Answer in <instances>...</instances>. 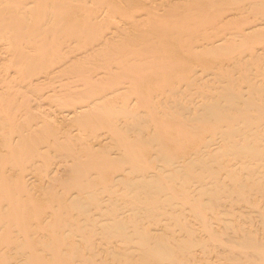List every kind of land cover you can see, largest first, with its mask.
<instances>
[{
  "label": "rangeland",
  "instance_id": "374dc122",
  "mask_svg": "<svg viewBox=\"0 0 264 264\" xmlns=\"http://www.w3.org/2000/svg\"><path fill=\"white\" fill-rule=\"evenodd\" d=\"M3 1H5L6 2V0H3ZM12 1V2H11ZM9 0V1H7V2H9V3H7V5H9L10 4V2L11 3H16L18 6H19V8H23V10L22 9H19L20 11L19 12H21V13H23V12H25V10H27L26 12H25V14H27L26 15V18L28 19L27 21H29L33 16H35L36 17V15H38V12H43V10H40L39 11V9H43V8H41V6L43 7V5L40 3V2H38V1H40V0H38L37 2H38V4H37V2H36V0H23L24 2H25V4H21V2L19 1V0ZM14 1V2H13ZM31 1V2H30ZM33 1H34V3H33ZM42 1V0H41ZM44 1V0H43ZM42 1V2H43ZM47 1V0H46ZM45 1V2H46ZM53 1V0H52ZM71 1V0H70ZM74 1V4L73 5H75V7H76V5H78V4H80V3H82V1H78V0H72V2ZM78 3H77V2ZM90 1H92V0H90ZM89 0H83V3H82V5H84L85 6V4H86V9H82L81 11H80V14H81V17H82V21L83 22H80V23H78L79 25H82V27L80 26H78V24L77 25H75V27H78V28H76L75 29V27H73V25H70V27L69 28H67L69 25H66L67 27L65 28V26L64 25H62L61 24V26H62V28H61V26L60 27H58L59 29H60V31L58 30V28H56L57 30H55L54 32H59V37H54V32H53V36H52V34H51V39H49V36L47 37V40H46V43L45 44H43L42 45V43L41 42H44L42 39H44V36L42 37V39L41 38H39V41H38V36H40L39 35V32L38 31H36V33H38V36H37V38L35 39V37H36V33H34L33 35H29L30 33L28 32V35H27V33H26V35H25V33L23 32V34H21V35H24L25 37H28V38H30V42L28 41L27 43H26V45L24 46V44H25V42L27 41L26 39V41L24 42V41H22V40H20L21 38H20V36L18 37V40H20V41H22L23 42V44H20L19 43V41L17 40H14V38H12V42H10L11 41V37H10V39L8 38V36L6 35V27L5 26H7V22L8 21H11L10 20V17L12 16H14L15 14V10L16 9H18L17 7H16V9L14 10V8H15V6H17V5H12L11 4V7L9 6V8H8V11H10L11 13L13 12V11H15V12H13V14H11V13H9L8 11H6L7 9H6V6H5V2L3 3H1L2 4V7L5 9V11H6V13L8 12L9 13V15L11 14V16H9V17H7V15L8 14H5L6 16H4V17H6L5 19L6 20H8L7 22L6 21H4V22H2L4 25H2L1 26V24L2 23H0V26H1V28L2 27H4L2 30L5 32H3L4 34H2V36L3 35H5V39H6V41L3 39V37L1 36V38H2V40H4V41H2V43H1V39H0V48H1V46H2V49H5L4 50V52H3V50L2 49H0V51L1 52H3V53H5V56L1 53L0 54V59H1V61H0V112H5V114L4 115H0V137H1V135H2V137L3 138H6V137H4L3 136V134H5L6 132H7V129H9L10 127H15V128H18L19 129V132L21 133V135H22V137H24V135H25V137L24 138H22V137H20L18 134H19V132L18 133H14V135H11L10 137H7L6 139L7 140H13V143L15 144V148L14 149H23V147H22V145L24 144V145H27L26 143L28 142L29 143V146L31 145L32 146V149L30 148V150H28V147L27 148H25L26 150H25V152H24V154L25 155H27V156H29V154H30V156H32L33 158H34V161H33V164L31 165V167L29 166L28 168H27V170L29 169V172H31V173H29L31 176H32V178H31V176L30 177H28L27 179L29 180V179H32V180H29L30 181V183L32 182L33 183V185H32V183L30 184V183H24V186H25V188L29 185H32V186H30V190L27 188V189H24V190H21V191H23L24 193H27V191L29 192V193H31V195H33V197H35V198H33V199H35V201L33 200V199H30L31 200V202L32 201H34V203L36 202V199H38L37 200V202H39V207L37 208L36 206L34 207V206H32V203L31 202H28L27 200V202H25L27 205L26 206H28V205H30V207L28 206V208L29 209H27V213H26V215L27 216H25V214H24V218L25 219H23V217H22V213H21V208L20 207H23L24 209L23 210H26V208L24 207L25 206V203L23 204V200H21L20 202L18 201V203H19V208H17V210H19L20 211V216L22 217H20V219H23V220H20V219H18V220H20V222H29L30 223V226L32 227H29V228H31V230L28 228V232L27 231H25L24 229H22V227H23V225L24 224H26V223H22V227L20 228V226L18 227L17 225L19 224H17L16 225V227H18L17 228V230L16 229H14L15 231H16V233H15V231H14V233H15V240H16V243L17 244H15V247L14 246H10V248L12 247H14L13 248V250H10L11 251V254H12V252H13V257H11V254H10V251L8 252V250H7V246L5 245V244H3L1 247H0V257L1 258H3V256L5 257H8V256H10V257H8L9 258V261H11L12 259L11 258H14V260L16 261V263L15 262H13L14 260H12L11 261V263L10 262H8L7 263V259L8 258H5L3 261H6V264H68V263H65V262H67L68 260H70L69 261V264H157L158 262V264H174L173 262H175V260L176 259H178L177 260V262L179 263V264H184V263H187V264H195L196 262H197V260L196 259H198L199 260V262H198V264H249L248 263V261H250V264H251V262H253V263H255V262H258L257 264H263V262H264V259H263V257H262V255H264V252L262 253V251H264L263 249H264V219H262V218H264V195H262L261 196V198H260V195L261 194H263V192H264V172H261V171H264L263 169H264V161L263 160H259V158H261V157H263V156H261V153L263 152L264 153V146L262 147V145H261V143L264 145V143L262 142V141H264V140H260L262 137H264V122H263V120H264V47H263V45L262 44H259V42L260 43H264V41H262L261 42V40H258L257 38V42L256 43H258V44H255V45H259V49H258V47L256 46V47H253L251 44H254L255 43V41H256V39L254 40V42L253 41H250V39H247V40H249V41H247L246 39H243L242 40V38L241 37H236L234 34H236V32L238 31V28L241 26V21L240 20H238L237 22H236V19H235V21L234 20H231V19H234L235 17H232L230 14H229V16L231 17V19H229V17H228V19L226 18V19H224V20H222V22H220L219 24H212V26H211V24H210V26L208 25L209 23L208 22H210V18H211V16H210V14H206V13H204V12H201L200 10H199V7L197 8V3L195 4V3H190L191 2V0H183L184 2H186V3H184L185 5H186V7H185V5L184 6H182L183 4H182V1L181 0H178V1H181V2H176V0L174 1V0H167L168 2L166 3V5L167 4H169V3H171L172 1L174 2H172L171 4H172V6H173V8H176V6H177V3H181L180 5H178V7H177V9L176 10H179L180 8L182 9V7H185V8H183L182 9V11H180L179 13H177L176 11H175V13L173 12V15L171 14L170 15V13H172V11L171 10H169L170 9V6L169 5H164V6H162L160 9L162 10H157V13H159L160 12V14H158V16L156 17V18H150V16H151V13H150V11H147L148 10V5H150V2L151 1H153V0H151V1H149V2H147L146 3V0H113V1H111V0H102V2H101V0H98V1H92V2H90ZM100 1V2H99ZM116 1V2H115ZM126 1V2H125ZM129 1V2H128ZM143 1V2H142ZM145 1V2H144ZM188 1H190V2H188ZM24 2H22V3H24ZM29 2V3H28ZM44 2V3H45ZM49 2H51V0L49 1ZM85 2V3H84ZM87 2H89L90 4V6H89V8H88V6H87ZM120 2H122L123 4H121ZM176 2V3H175ZM14 3V4H15ZM26 3H28V4H26ZM76 3V4H75ZM112 3H114V5H116L117 4V6L116 7H113V4ZM125 3H127V5L125 4ZM130 3V4H129ZM137 3V4H136ZM141 3H142V5H141ZM152 3V2H151ZM191 5H190V4ZM29 4H30V6H32V7H30L29 6ZM32 4H34V5H32ZM41 4V6H40V8H39V5ZM93 5V8H91L92 7V5ZM119 4L121 5L120 7H119ZM145 4V7L146 8H144V5ZM170 4V5H171ZM187 4H189L188 6H187ZM193 4H195V5H197V6H195L194 7V5ZM28 7H27V6ZM35 5H37V6H35ZM104 6L106 9H108V10H104L105 8L104 7H102V6ZM130 5H131V7H130ZM136 5H138V6H136ZM14 6V7H13ZM25 7V9H24V7ZM130 7L129 9H126V8H128V7ZM141 6V7H140ZM143 6V7H142ZM181 6V7H180ZM190 6H192V7H190ZM1 7V6H0ZM1 7V8H2ZM34 7H36V9L38 8V10L36 11L35 9H34ZM66 7L69 9H66ZM65 7V10H64V12L67 14L68 12L69 13H74L75 12V8H73V6H71L72 8L70 9L68 6H66ZM150 7V9L151 8H153V7H151V5L149 6ZM164 7V8H163ZM168 9H167V8ZM13 8V9H12ZM27 8V9H26ZM32 8H33V10H32ZM110 8V9H109ZM191 8V9H190ZM73 9H74V11H73ZM103 9V10H102ZM137 9H140V10H137ZM144 9V10H143ZM146 9V10H145ZM171 9H172V7H171ZM196 9H198V11L196 10ZM11 10H13V11H11ZM66 10H68V12H66ZM71 10H72V12H71ZM135 11V12H132V11ZM137 10V11H136ZM167 10H169V12L167 11ZM183 10H184V12H183ZM189 10V11H188ZM18 11V10H17ZM30 11V13H28ZM104 12V15H102L103 13L102 12ZM107 11V13L108 14H105V12ZM139 11V12H138ZM145 11V12H144ZM167 11V12H166ZM174 11V10H173ZM188 11L189 13H186V12ZM31 12H37V14L36 15H34V13L32 14ZM127 12V13H126ZM146 12H148V15L146 14ZM161 12H162V14H161ZM201 12V13H200ZM131 13V14H130ZM134 13V14H133ZM167 13V14H166ZM169 13V14H168ZM182 13V14H181ZM139 14V16H137ZM153 14V13H152ZM165 14H166V16H165ZM188 14V16H186ZM4 15V14H3ZM2 15V16H3ZM28 15H32L31 17L29 16L28 17ZM92 15H94V17L92 16ZM98 15V16H97ZM99 15H100V17H99ZM136 15V16H135ZM172 16V17H168V16ZM203 15V16H202ZM205 15V16H204ZM207 15H209V16H207ZM38 16H40V14L38 15ZM37 16V17H38ZM43 16V15H42ZM131 16V17H130ZM134 16V17H133ZM149 16V17H148ZM174 16H175V18H174ZM178 16V17H177ZM184 16V17H183ZM207 16V17H206ZM11 17V18H12ZM36 17V18H37ZM92 17V18H91ZM97 17H99V19L97 18ZM126 17H128L129 19H127ZM137 17V18H136ZM187 17V18H186ZM190 17V18H189ZM200 17V18H199ZM204 17V18H203ZM206 17V18H205ZM30 18V19H29ZM34 18V17H33ZM43 18V17H42ZM42 18H38V20L39 19H42ZM94 18V19H93ZM130 18H133V19H131V23L132 22H134V24L133 25H131V23L130 22H128L129 20H130ZM137 19L136 21L137 22H139V20H141V22H139L138 24L135 22V21H133V20H135V19ZM165 18V19H164ZM170 18V19H169ZM185 19L186 20V22L180 27V28H182L183 30H181V31H179V37L178 38H176L175 39V41L178 43V42H180V43H178L177 45H179L180 46V48L182 47L183 48V46H184V48L182 49L183 51L185 50V52H186V50H187V52L186 53H184L183 51L181 52V51H179V53H181V54H185V55H183L184 56V60L181 62L182 64H181V66H183V64L185 65L184 67L185 68H183V69H181L182 67L180 66L176 71L177 72H179V76H181L180 77V79L179 80H176V82H178L177 84H176V82H175V84H176V89L175 88H173V89H175L174 91H177V92H179V93H175V92H173V94H172V92H171V95H170V97H168V96H165V94L166 95H168L170 92V90L171 89H169L168 91L166 90H162V89H157L156 91H154V92H152L153 94H152V97H144V96H146L144 93H142L143 95H139L140 94V89H139V85H137V86H132V87H130L128 84H129V82L131 83V81L130 80H127L126 78H122L121 76H117V77H115V73L113 74V72L112 73H110L109 75H108V77L110 76V78H107V77H104V78H100L99 77V75L97 76V73H99V72H104V71H106L107 69H109V67H107V66H110V69H111V67L112 68H114L113 66L114 65H112L110 62H112V57L114 58V57H116V55H102V56H95V55H93V53H91V51H93L94 52V49L95 50H100V48H99V42L102 40V39H100V41H98L99 39V36H100V38L102 37V36H105L104 34L106 33H108L107 35H106V37H110L111 35H112V33L114 32V31H116L117 33H118V36H120V38L121 37H124V36H126L127 35V32H123V28H125V27H131L132 26V29H134L135 30V32L137 33L138 31H139V33H137V35H139V34H141V35H139V36H142L143 35V31H145V32H147V35L149 36V35H152L153 33H155L156 32V25H164V26H169L170 24H173L174 22H175V20H177V19ZM193 18V19H192ZM201 18H202V20L203 21H201ZM209 19V21H208V19ZM35 19V18H34ZM98 20L99 22H98V24H96V21L95 22H93V20ZM127 19V20H126ZM139 19V20H138ZM162 19V20H161ZM164 19V20H163ZM196 19V22L194 21ZM37 20V21H38ZM85 20L87 21V24H86V22H85ZM88 20H89V22H90V20H92L91 22H93V23H91L90 24V26H89V24H88ZM142 20H143V23H142ZM1 21V20H0ZM31 21H32V19H31ZM34 21V20H33ZM117 22V23H119L120 24V27L122 26V25H124V27L122 26V31H121V29H116L114 26V24L113 23H115V22ZM167 21V22H166ZM194 21V22H193ZM198 21V22H197ZM204 21H207V22H204ZM234 21V22H233ZM6 22V23H5ZM153 22V23H152ZM199 22L201 23L200 25H199ZM205 24H204V23ZM233 22V23H232ZM47 23H50V22H47ZM46 23V24H47ZM130 23V24H129ZM167 23H169V24H167ZM198 23V24H197ZM206 23H208V24H206ZM229 23V24H228ZM238 25H237V24ZM76 24V23H75ZM129 24V25H128ZM135 24H137V25H135ZM143 26H142V25ZM155 24V25H154ZM196 24V25H195ZM220 24H221V26H220ZM51 25V24H47V25H45V28H47V27H49V26ZM92 25H93V28L96 30H92L93 28H91L92 27ZM141 25V27L139 28V30L137 29L138 27L137 26H140ZM152 25V26H151ZM195 25V26H194ZM202 25V26H201ZM205 25V26H204ZM243 25V24H242ZM47 26V27H46ZM64 26V27H63ZM191 26H193V27H191ZM264 26V25H263ZM99 27H101V29H103V31L101 32V29H99ZM133 27H137V28H133ZM211 29H210V28ZM218 27H220V29L218 28ZM222 27V28H221ZM262 27V26H261ZM72 28H74V29H72ZM83 28V29H82ZM114 28V29H113ZM143 28V29H142ZM148 28V29H147ZM184 28H185V30H184ZM198 28V29H197ZM209 28V29H208ZM64 29V30H63ZM68 29V30H67ZM104 29H106V30H104ZM138 31H137V30ZM147 31H146V30ZM153 29V30H152ZM236 29V30H235ZM61 30L63 31V32H61ZM84 30V31H83ZM143 30V31H142ZM195 30H196V32H195ZM225 30V31H224ZM35 31V30H34ZM95 31V32H94ZM105 31V32H104ZM148 31H150V32H148ZM213 31H214V34H213ZM228 31V32H227ZM0 32H1V29H0ZM9 31H7V33H8ZM104 32V33H103ZM190 32V33H189ZM212 32V33H211ZM225 34H224V33ZM232 32V34L230 35V33ZM33 33V32H32ZM31 33V34H32ZM63 33V34H62ZM98 35H97V34ZM101 33H103V35L101 34ZM1 34V33H0ZM41 34V33H40ZM100 34V35H99ZM221 36H219V35ZM56 35V34H55ZM94 35V36H93ZM96 35H97V37H96ZM210 35V36H209ZM215 35V36H214ZM224 35H225V37H224ZM226 35H228L227 36V38H226ZM7 36V37H6ZM24 36L22 37V38H24ZM30 36H33V38L35 39V40H37V42H39V43H41V44H39V46H38V44H37V42L36 41H34V44H33V41L31 42V38L32 37H30ZM35 36V37H34ZM42 36V35H41ZM40 36V37H41ZM61 36H62V39L63 40H66V41H64L63 42V40H61L60 38H61ZM118 36H116V38L114 39H111L113 42H116L117 40L120 42V39L118 38ZM145 37H146V34L144 35ZM190 36V37H189ZM197 36V37H196ZM234 36V39L232 38ZM54 37V38H53ZM200 37V38H199ZM202 37V38H201ZM215 37V39H213ZM55 38H57V39H55ZM59 38V39H58ZM103 38V37H102ZM118 38V39H117ZM199 38V39H198ZM212 38V39H211ZM218 38V39H217ZM219 38H220V40H219ZM221 38H222V41H221ZM34 39H32V40H34ZM54 39H55V41H57V43H54L55 41H54ZM98 39V40H97ZM148 39H150V38H148ZM202 39H204V40H202ZM206 39V40H205ZM210 39V40H209ZM229 39V40H228ZM238 39H240V40H238ZM10 42H8V41ZM24 40V39H23ZM40 40H41V42H40ZM50 40L52 41V42H50ZM179 40H181V41H179ZM203 42V41H205V45L207 46V45H211V46H207V48H206V46L205 47H203V43L201 42V41ZM214 40V41H213ZM215 40H217V42L215 41ZM223 40H224V42L225 43H223ZM16 41V42H15ZM62 41V42H61ZM91 41V42H90ZM197 41V42H196ZM237 41H239V42H237ZM242 41V42H241ZM249 42V44L248 43H246V42ZM6 42V43H5ZM9 44H8V43ZM18 42V43H17ZM68 42V43H67ZM69 42H70V44H74V45H70L69 44ZM72 42V43H71ZM183 42V43H182ZM211 42V43H210ZM214 42H215V44H214ZM251 42H253V43H251ZM16 45H15V44ZM29 43H31V48L30 49H27V50H23V47H30V45H29ZM52 45H51V44ZM64 43H66V47L67 48H63V51H62V49H61V51L64 53V52H68L67 53V57L69 58V55H70V59L71 60H69L66 56H64V55H62L63 53L62 52H59L58 50H60L59 48H62V47H65L64 45ZM196 43V44H195ZM199 43V44H198ZM202 43V44H201ZM210 43V44H209ZM223 43V44H222ZM17 44L18 45H20V47H19V52L21 51H23V54L25 53L26 55H33V53H34V55H36V54H38V52L37 51H39V48L41 47V49L42 50H44V47H48V46H52V48H51V46L50 47H48L47 49H49V52L48 53H46V56L47 57H49L50 58V60L52 61L54 58V61H52V64L51 65H55L56 63H57V65H58V67H57V69H59L60 70V72H59V70L57 71V69H56V73H58L59 72V74L58 75H61V79H62V81H66V82H57L56 84L57 85H59V84H62V86L61 87H59L58 89L57 88H54V86H50V85H48V84H46L45 82H43L44 81V79H43V76H40V75H42L43 73V71H44V73L46 72V71H48V68H49V66L47 65V64H42V65H40L39 66V68L36 70V72H38L37 74H40L39 73V71H40V69H42V71H41V74L39 75V77L40 78H42L41 80L39 79V77L37 76H35L34 77V79H32L31 80V82H30V87H26L25 85V83H22V82H20V81H15L14 80V78H17L18 80L19 79H23V80H25L26 79V74H25V72H24V69H22V68H20V73H19V75H18V73H17V64H18V62L16 61V53H14V51L15 50H17L18 48H16L17 47ZM36 44V45H35ZM55 44H56V46H57V44H58V47H57V49H55L56 48V46H55ZM60 44V45H59ZM62 44H63V46H62ZM68 44L70 45V46H72V47H74V49L72 48V47H69L68 46ZM214 46H213V45ZM28 45V46H27ZM33 45V46H32ZM42 45V46H41ZM93 45V46H92ZM95 45V46H94ZM177 45H176V48H177ZM196 45H201V46H196L197 47V49H199L200 51L201 50H203V49H206V51H203V52H201V53H198V55L197 54H192V55H189V51L188 50H190V51H193V52H195L197 49H195L196 47L195 46ZM219 47H218V46ZM260 45L262 46V48H260ZM38 46V47H37ZM53 46L55 47V48H53ZM104 45H102V47H103ZM194 46V47H193ZM245 46H247L246 48H245ZM37 48L38 50L37 51H35L36 49H33V48ZM188 47V48H187ZM198 47H200V48H198ZM248 47H250V49L252 48V50L254 49V51H252L251 50V54H250V49L248 50ZM69 48H72V50H70ZM76 48V49H75ZM92 48H94V49H92ZM96 48H98V49H96ZM214 48H216L214 51H213V49ZM246 50H245V49ZM256 48V49H255ZM22 49V50H21ZM34 51H33V50ZM53 49H54V51H53ZM65 49V50H64ZM262 50L261 52H259V50ZM30 50H32V52L33 53H31V54H29V52L28 51H30ZM52 50V51H51ZM56 50V51H55ZM68 50H70V51H68ZM99 50H98V52L97 53H99ZM199 50H197V52H200ZM258 50V52L256 53V51ZM47 51V50H46ZM101 51V50H100ZM241 51H243L242 53H243V57H242V53H240ZM245 51L248 53H246L245 54ZM35 52H36V54H35ZM71 54H70V53ZM204 52H206L205 54H204ZM13 53V54H12ZM60 53H62V54H60ZM73 53V54H72ZM253 53L254 54H256V56H254L253 55ZM6 54H8V56L9 57H7V55ZM188 54V55H187ZM201 54H203V55H201ZM239 56H238V55ZM14 55V56H13ZM118 55H120V54H118ZM200 55V56H199ZM233 55H235V56H233ZM245 55H246V57H245ZM5 58H4V57ZM111 56V57H110ZM189 56V57H188ZM197 56V57H196ZM199 56V57H198ZM241 56V57H240ZM53 57V58H52ZM62 57V58H61ZM88 57V58H87ZM100 57V58H99ZM119 57V56H118ZM233 57H236V58H234L235 60L238 58V60L241 62V59L244 61V59H245V61L243 62H239L238 63V60H236L237 61V64H235L236 63V61L234 62V60H233V62H231L230 60H229V58H232L233 59ZM3 58V59H2ZM9 58V59H8ZM52 58V59H51ZM96 58H98V59H96ZM118 59V58H117ZM138 59V58H137ZM231 59V60H232ZM7 60H8V65H7ZM68 60V61H67ZM88 60V61H87ZM98 60H100V61H98ZM188 60V61H187ZM65 61V62H64ZM70 61H72L71 62V64H73V65H71L69 62ZM146 61H151V59H147ZM143 62L144 64H146L147 65V63L148 62ZM187 61V62H186ZM227 61V62H226ZM13 62H14V64H13ZM17 62V63H16ZM61 62H62V64H61ZM67 62V63H66ZM160 62H162L161 60H160ZM183 62H185V63H183ZM229 62H231V63H234V64H230V67H227L228 65H229ZM258 62V63H257ZM47 63H49V62H47ZM63 63H65V64H68L69 65V67L67 68L66 66H65V64H63ZM89 63V64H88ZM255 63H256V66H255ZM260 63H262V64H260ZM4 64V65H3ZM87 66H86V65ZM99 64V65H98ZM204 64H205V66H208L209 65V68H205L204 67ZM207 64V65H206ZM261 65V68L259 69V68H257V66H259L260 67V65ZM6 65V66H5ZM48 66V67H46V66ZM56 65V66H57ZM64 65V66H63ZM67 65V66H68ZM102 65V66H101ZM187 65H189V66H187ZM235 65L237 66V69L239 68V70L237 71V69H236V67H235ZM5 66V67H4ZM71 66H72V68H71ZM76 66V67H75ZM143 66V65H142ZM192 66V68H190ZM234 66V67H233ZM14 67V68H13ZM44 67H46V68H44ZM188 67V68H187ZM204 67V68H203ZM221 67H223L222 69L223 70H221ZM69 68H70V71H71V73L69 72ZM74 68V69H73ZM83 68V69H82ZM88 68V69H87ZM90 68V69H89ZM116 68V67H115ZM186 68L189 70V69H192V70H194V69H196V70H194V72H196L197 71V73H196V75H201V74H203L204 73V71H207V72H205V73H208L207 75H206V78H205V80L207 81H204V80H202L201 82L200 81H198V83L196 84V82H191V83H189V82H187V79L185 80V76H184V74L183 73H181V71H183L184 72V69H185V71H187L186 70ZM226 68H230V69H228V70H230L229 71V73H226V72H228V71H226L225 72V70H226ZM4 69V70H3ZM7 69V70H6ZM83 71H82V70ZM85 69H87V70H85ZM154 68H152V67H146L144 70H142V81H141V83H144V82H148V81H150L151 80V78H154V75H155V71L156 70H153ZM248 69V70H247ZM250 69H251V71H250ZM260 71H259V70ZM3 70V71H2ZM75 70V71H74ZM77 70V71H76ZM78 70H80V71H78ZM111 70H116V69H111ZM236 70V71H235ZM241 70V71H240ZM5 71V72H4ZM8 71V72H7ZM85 71V72H84ZM149 71V72H148ZM154 71V72H153ZM199 71V72H198ZM209 71V72H208ZM211 71V72H210ZM213 71V72H212ZM215 71V72H214ZM225 73V74H230V73H232V72H234L233 74H230L231 75V77H229V78H232V77H235L234 78V80L233 79H229L228 78V75H224V77H226V79L223 77V78H220V77H222L223 76V73ZM258 71L260 72V73H258ZM3 72V73H2ZM7 72V73H6ZM72 72H74L73 74H72ZM147 72V73H146ZM175 72V71H174ZM176 72V73H177ZM216 72H217V75H216ZM75 73H77V74H75ZM82 73V74H81ZM139 72H137V74H138ZM181 73V74H180ZM185 73V72H184ZM199 73V74H198ZM263 75H262V74ZM13 74V75H12ZM68 74V75H67ZM146 74V75H145ZM151 74V75H150ZM183 74V75H182ZM209 74L210 75H212V74H214V75H212V78H211V76H209ZM220 74H222V75H220ZM258 74H260V76L258 75ZM5 75V76H4ZM65 75H67V76H65ZM74 75H76L75 76V80H74ZM85 75H86V77H87V79H90L91 81L93 80V81H96L97 83H98V87L100 88V89H103V88H105V89H110L111 87H113L112 89H110V92H108L107 94L108 95H110L111 96V100H110V96L109 97H104V99H102V101L104 102H102L100 105H94V104H97V102H92L93 103V107H92V103H91V100H89L88 99V97L86 96L87 95V89H86V86H84V85H82V84H79L78 86L77 85H75V83H77V81H79V80H81L82 81V83H83V80L86 78L85 77ZM148 75V76H147ZM216 75V76H215ZM232 75H234V76H232ZM262 75V76H261ZM63 76V77H62ZM209 76V77H208ZM257 76H259V77H257ZM12 77H13V79H12ZM21 77V78H20ZM80 77V78H79ZM95 77V78H94ZM113 77H115V78H113ZM122 79H121V78ZM147 77V78H146ZM215 77H217V78H215ZM2 78V79H1ZM38 78V79H37ZM71 78V79H70ZM93 78V79H92ZM113 78V79H112ZM227 78H228V81H227ZM36 79V80H35ZM69 79V80H68ZM117 79H119L118 81H117ZM120 79L121 80H123V81H120ZM126 79V80H125ZM182 79V80H181ZM210 79H212V80H210ZM225 79V80H224ZM260 79V80H259ZM70 80L72 81V82H70ZM112 80V81H111ZM221 80V81H220ZM223 80V81H222ZM229 80H233V81H231V83L229 82ZM2 81V82H1ZM5 83H4V82ZM33 81V82H32ZM36 81V82H35ZM37 81H41V82H43L44 83V85H42V84H40L41 82H37ZM117 81V82H116ZM139 81H140V79L138 78V76H136V80H135V82H137V84H140L139 83ZM204 81V82H203ZM209 81V82H208ZM234 81H238L237 82V84H236V87H235V83H234ZM241 81V82H240ZM260 81H262V82H260ZM80 82V81H79ZM111 82V83H110ZM127 84H126V83ZM184 84H183V83ZM219 82V83H218ZM243 82H244V86H243ZM249 82V83H248ZM251 82V83H250ZM254 84H253V83ZM4 85H3V84ZM34 84V86H33V84ZM65 83V84H64ZM123 83H125V84H123ZM186 83V84H185ZM188 83V84H187ZM242 83V84H241ZM2 84V85H1ZM10 84V85H9ZM32 84V85H31ZM99 84H100V86H102V88L99 86ZM109 84V85H108ZM113 84V85H112ZM123 84V85H122ZM175 84L173 85V86H175ZM183 84V88H181L182 85ZM190 84V85H189ZM227 84H230V85H232V86H229L230 88H228V86H226ZM81 85V86H80ZM111 85V86H110ZM126 85V86H125ZM178 85L180 86L179 88L181 89H179L178 88ZM189 85V86H188ZM217 85V86H216ZM221 85V86H220ZM238 85V86H237ZM3 86V87H2ZM4 86L6 87V89L4 88ZM9 86V87H8ZM20 86H22L21 88H20ZM23 86L24 87H26V88H24L23 89ZM39 88H43L42 90L44 91H42V94H41V96H40V98H41V100L39 99L38 101H42V103L41 102H38V103H36V107H34L33 109L35 110H33V109H30V108H32L33 106H35L34 104H32V103H30V101L28 102V100H29V98H27L26 99V97L30 94V93H32V94H36V97L34 96V95H31V96H34V98L33 97H31L30 98V100L31 99H37V90L39 89ZM66 86V87H65ZM79 86H80V88H79ZM108 86V87H107ZM123 86H125V87H123ZM215 86H216V89H214L215 88ZM220 86V87H219ZM225 86V87H224ZM242 86V87H241ZM36 87H37V89H36ZM69 87V88H68ZM73 87H75V88H73ZM78 87V88H77ZM119 89H118V88ZM135 87V88H134ZM137 87V88H136ZM231 87H232V90H233V88H235L233 91L231 90ZM2 88H4V90L2 89ZM18 88V89H17ZM20 88V89H19ZM53 88V89H52ZM85 88V89H84ZM116 88V89H115ZM122 88H124V91H122L123 89ZM125 88H127V89H125ZM129 88H131V89H129ZM188 88V89H187ZM190 88H192L191 90H190ZM220 88V89H219ZM224 88V89H223ZM238 88V93H236L237 91H236V89ZM240 88V89H239ZM70 89V90H69ZM78 89H80V91H78ZM82 89H84V90H82ZM118 89V93H119V95H118V97H115V96H117V95H115V94H117V92L115 93V91ZM172 89V90H173ZM184 89V91H182ZM195 89H197V90H199L200 92L201 91H206V93H204V92H202V94H200V95H198L199 96V98L198 99H194L193 100V97H191V95L189 96V94L191 93V92H193V91H197V90H195ZM210 89L212 90V91H210ZM219 89V90H218ZM242 89V90H241ZM2 90V91H1ZM10 90V91H9ZM23 90L25 91V92H27L26 93V95H25V92H23ZM29 90H32L31 92L29 91ZM74 90V91H73ZM119 90H120V92H119ZM179 90V91H178ZM188 90V91H187ZM215 90H217V91H219L220 93H222L221 95H220V93H219V96H220V98H219V96L218 95H216V94H218L217 93V91H215ZM221 90H223V91H221ZM244 90V91H243ZM250 91V92H248V91ZM263 90V91H262ZM22 91V92H21ZM65 91V92H64ZM67 91V92H66ZM80 92L79 94L78 93H76V92ZM112 91L114 92V93H112ZM135 91H137V92H135ZM160 91H162V93L159 92ZM214 91V92H213ZM240 91V92H239ZM246 91V92H245ZM50 92V93H49ZM56 92H58V93H61L60 95H58V93L56 94ZM169 92V93H168ZM186 92V93H185ZM211 92V93H210ZM216 92V93H215ZM261 92V93H260ZM46 93V94H45ZM52 93V94H51ZM114 94V96L112 95V94ZM187 93H189V94H187ZM210 93V94H209ZM215 93V94H214ZM233 93H236L235 95L233 94ZM241 93V94H240ZM245 93V94H244ZM247 93V94H246ZM251 93V94H250ZM259 93V95H257ZM63 94V95H62ZM77 95V96H75V95ZM83 94V96L84 97H82L81 95ZM106 94V96H108ZM121 94V95H120ZM159 94V95H158ZM162 94H164V95H162ZM174 94H176V95H174ZM179 94V95H178ZM181 94H183V95H181ZM212 94V95H211ZM261 94V95H260ZM30 95L28 96V97H30ZM47 95V96H46ZM58 95V96H57ZM71 95V96H70ZM72 95H73V101H72ZM178 95V97H180V98H178V97H176ZM181 95V96H180ZM185 95H186V97H185ZM188 95V96H187ZM241 95V96H240ZM246 95V96H245ZM44 96H46V98H44ZM54 96H55V98H54ZM79 96V97H78ZM113 96V97H112ZM139 96V97H138ZM143 96V97H142ZM183 96V97H182ZM212 96H213V98H212ZM215 96H217V98L215 97ZM240 96V97H239ZM244 96H245V99H247L248 101H246L245 99H244ZM248 96H249V98H248ZM48 97V98H47ZM67 97V98H66ZM76 97V98H75ZM142 97V98H141ZM154 97H159V98H154ZM162 98V100H161V98ZM164 97H166V98H168L167 100H164ZM243 97V98H242ZM9 98V99H8ZM23 98V99H22ZM51 98V99H50ZM59 98V100H57ZM123 98H124V100H123ZM178 98V99H177ZM15 99V100H14ZM19 99V100H18ZM21 99V100H20ZM55 101H54V100ZM66 99V100H65ZM67 99H69L70 101H68ZM82 99H84V100H82ZM89 101H88V100ZM139 99V100H138ZM146 99V100H145ZM150 99V100H149ZM157 101H156V100ZM176 99L178 100V101H176ZM189 99H191V100H193V101H189ZM48 100V101H47ZM50 100H52V103L54 104H51V101ZM107 100H108V102H107ZM145 100V101H144ZM148 100V101H147ZM156 102H155V101ZM170 100V101H169ZM181 100H183V101H181ZM217 101L216 103H218V102H220V104L222 105V103H224L225 105H227V104H229V107H231L232 105V108H229L228 107V105H227V107L225 106L224 107V105L223 106H221V107H224V109H222V108H219L220 107V105H216L217 106V108H216V106H214V104L213 103H215V101ZM240 100V101H239ZM251 100V102H249ZM19 101V102H18ZM54 101V102H53ZM56 101H58V102H56ZM68 103V104H66V102ZM85 101V102H84ZM121 101H122V103H121ZM130 102V104H128L129 102ZM163 101V103H162V105H161V102ZM198 101H200V105H204V103L206 104H213V109H222L220 112L222 113L223 112V114L225 115H222V117L224 118V119H222V117H221V115L217 118L218 119V121L217 120H214L215 122L213 123V121L211 120H209V119H207V118H209V116H208V113L206 114V116H208V117H206V120L207 121H203L202 123L199 121V122H196L195 121V123H194V121L193 120H199L200 119V117H202V115L205 113V111H204V107H203V109H202V106H200L199 108V110L197 111V109L198 108H196L194 105L197 103V105L199 106V104H198ZM214 101V102H213ZM244 101V102H243ZM61 102V103H60ZM89 102V103H88ZM128 102V103H127ZM132 102H135V103H132ZM158 102V103H157ZM170 102H171V104H170ZM173 102V103H172ZM181 102H184V103H181ZM194 102V104H193V109L195 108L196 109V112L194 111V110H189V108H190V106L192 105L191 103H193ZM241 102V103H240ZM248 102V104L250 105V109H249V105H248V107H247V105L245 104V103H247ZM30 103V104H29ZM34 103V102H33ZM40 103V104H39ZM45 103H47V105L48 106H50V107H48L47 105H45ZM63 103H64V105H63ZM84 103H85V105H84ZM119 103V104H118ZM165 103H166V106H165ZM190 103V104H189ZM203 103V104H202ZM237 103H240V104H238L237 105ZM11 104V105H10ZM51 104V105H50ZM86 104H87V106H86ZM91 104V105H90ZM131 104H133V106L131 105ZM153 104V105H152ZM170 104V105H169ZM251 104H253V106L251 105ZM42 105V106H41ZM44 105H45V107L48 109V110H45L46 108H44ZM58 105V106H57ZM80 105V106H79ZM107 105V106H106ZM112 105V106H111ZM169 105V106H168ZM231 105V106H230ZM8 106V107H7ZM68 106H70V107H68ZM84 106V107H83ZM131 106H132V108H131ZM161 106V107H160ZM164 106V107H163ZM197 106V107H198ZM236 106V107H235ZM37 107H39V108H37ZM44 108L43 110H42V108ZM67 107L69 108V109H67ZM83 109H82V108ZM86 107V108H85ZM91 107V108H90ZM112 107V108H111ZM159 107V108H158ZM167 109H166V108ZM192 107V106H191ZM14 108V109H13ZM54 108V109H53ZM128 108V109H127ZM162 108H163V110H162ZM187 108H188V110H187ZM255 108V109H254ZM9 109H10V111H9ZM78 109H79V111H78ZM158 109H160V110H158ZM246 109H247V111H246ZM248 109H249V111H248ZM254 109V110H253ZM33 110V111H32ZM37 110H39V112L37 111ZM41 110H42V114L44 115V116H46V118H43L42 117V114H41ZM56 110V111H62V112H64L63 113V115H65L66 117L65 118H62L61 119V117L60 118H53V116H54V114H53V116L51 117L49 114H51V113H47V112H54V111ZM73 110V111H72ZM134 110V111H133ZM136 110V111H135ZM71 111V112H70ZM84 111H85V113H84ZM127 111H130L129 112V114H128V116H127V114H126V112ZM159 111H161V112H159ZM168 111V112H167ZM186 111H188V112H186ZM251 111H253V112H251ZM34 112V113H33ZM91 112H93V113H91ZM112 112V113H111ZM157 112H159V114L161 115V118L162 119H164V121H162V119L159 117V118H152L151 116L153 115V114H156ZM189 112H192L193 114H191L190 115V113ZM208 112V111H207ZM247 112V113H246ZM13 113V114H12ZM189 113V114H188ZM252 113V114H251ZM20 114V115H19ZM70 114V115H69ZM72 114V115H71ZM90 114V115H89ZM93 115V117H92V115ZM106 114V115H105ZM68 115L70 116V117H68ZM117 115V116H116ZM245 117H244V116ZM251 115L253 116L252 118H251ZM7 116H8V118H7ZM32 117V119H31V117ZM41 116V117H40ZM83 116V117H82ZM84 116H85V118H84ZM113 116H114V118H113ZM122 116V117H121ZM243 116V117H242ZM10 117V118H9ZM17 117H19V118H17ZM39 117H40V119H39ZM77 117V118H76ZM97 117V118H96ZM247 117V118H246ZM38 118V119H37ZM69 118V119H68ZM74 118V119H73ZM147 118V119H146ZM236 118H239V119H241V121L239 120V119H236ZM250 120H249V119ZM18 119V120H17ZM30 119H31V121H30ZM79 119V120H78ZM84 119H86V121L84 120ZM37 120V121H36ZM42 120V121H41ZM47 120V121H46ZM52 120H54V121H52ZM58 120H60V121H58ZM70 120V121H69ZM73 120V121H72ZM95 120V121H94ZM111 120V121H110ZM125 120H128V121H130V122H133L135 125H134V127L135 128H130V127H128L127 125H125ZM155 120H157V122L155 121ZM159 120V121H158ZM209 120V121H208ZM226 120V121H225ZM244 121V125L246 124V123H248V125L250 124V127L246 130L245 128L246 127H248L247 125H245V127H243L242 126V124H243V121ZM35 121V122H34ZM64 123H63V122ZM88 121V122H87ZM97 121V122H96ZM235 121V122H234ZM248 121V122H247ZM251 121V122H250ZM258 121H260V122H258ZM17 124H16V123ZM28 122H30V123H28ZM38 124H37V123ZM45 122V123H44ZM49 122V123H48ZM67 122V123H66ZM115 122V123H114ZM211 122H212V124H211ZM222 122V123H221ZM238 122V123H237ZM246 122V123H245ZM56 123H58V124H56ZM63 123V124H62ZM86 123V124H85ZM199 124V126H196V125H198ZM217 123V124H216ZM220 123V124H219ZM242 123V124H241ZM259 123V125H257V124ZM32 124V125H31ZM34 124V125H33ZM36 124V125H35ZM40 124V125H39ZM42 124V125H41ZM78 124V125H77ZM79 124L81 125L80 127H79ZM139 124H140V126H141V128H142V131L144 130V129H151V131L152 130H154V129H160L159 127H161V126H163V125H167L168 126V128H164L163 127V133H159V134H157V135H149V134H147V133H144V134H142V137H139L138 135H136V132H135V130L137 131V128H138V126H139ZM155 124H156V126H155ZM204 124V125H203ZM209 124V125H208ZM47 125H48V127H47ZM61 125V126H60ZM63 125V126H62ZM67 125V126H66ZM94 125V126H93ZM108 125V126H107ZM211 125V126H210ZM219 125V126H218ZM252 125V126H251ZM262 125H263V127H262ZM21 126V127H20ZM32 126V127H31ZM42 126V127H41ZM60 126V127H59ZM82 126H84V127H82ZM158 126V127H157ZM259 126H260V128H259ZM34 127V128H33ZM63 127L65 128V129H63ZM87 127V128H86ZM221 127H223V131H230V130H232L233 129V133H234V131L236 130V136H234L233 135V138L235 137L236 139H235V141H236V143L234 142V140H232L233 138H231L230 139V137H231V134H230V137H229V135H228V133H227V137H225L226 136V134H224L223 133V131L221 130ZM252 127H255V128H252ZM262 127V128H261ZM62 128V129H61ZM104 128V129H103ZM200 128V129H199ZM216 128H218L220 131H222V132H216V133H218L217 135H215L214 134V132H212V134H211V129H213V130H215ZM251 128V129H250ZM259 128V130H257ZM25 129V130H24ZM31 129V130H30ZM33 129V130H32ZM47 129V130H46ZM67 129V130H66ZM78 129H81V130H79L80 132H81V134H83L82 136H80L81 134H79L78 132H77V130ZM103 129V130H102ZM253 129H255V130H253ZM36 130V131H35ZM52 130V131H51ZM60 130V131H59ZM64 130V131H63ZM92 130V131H91ZM109 130V131H108ZM111 130V131H110ZM23 131V132H22ZM24 131H25V133H24ZM27 131V132H26ZM48 131V132H47ZM63 131V132H62ZM76 131V132H75ZM86 131H87V133H86ZM113 131V132H112ZM210 131V132H209ZM249 131V132H248ZM253 131H256L255 133L253 132ZM32 132V133H31ZM35 132V133H34ZM65 132H66V134H65ZM70 132L72 133V134H70ZM75 132V133H74ZM100 132V133H99ZM107 132V133H106ZM116 132V133H115ZM240 132V133H239ZM1 133H3V134H1ZM36 133H38V134H36ZM59 133V134H58ZM76 133H78V134H76ZM103 133V134H102ZM224 134V137H225V140L223 139V135L222 136H219L220 134ZM259 133H260V135H259ZM29 134V135H28ZM99 134V135H98ZM127 134V135H126ZM240 134V135H239ZM247 134H249V135H247ZM250 134L252 135V139H250V138H248V136L250 137ZM253 134H254V136L256 135V137L257 138H254V136H253ZM261 137L260 139H259V136ZM6 135H8V133H6ZM31 135V136H30ZM38 135V136H37ZM65 135V136H64ZM66 135L68 136V138L66 137ZM98 135V136H97ZM111 135V136H110ZM123 135H124V137H123ZM131 135H133V136H131ZM136 135V136H135ZM165 135V136H164ZM213 135H214V137H213ZM241 135H243V136H245V137H239V136H241ZM246 135H247V139H249L251 142H249V141H247V143L245 142V140H246ZM263 135V136H262ZM15 136V137H14ZM90 136V137H89ZM126 136V137H125ZM130 136L132 137L131 138V140H132V142H135L137 145H138V147H143L144 149H145V151L148 149V152H146V153H148L147 155H146V157L144 158V156L142 155V158H140V157H134V158H132V157H129V156H127L128 154L124 151V150H122V149H124L123 147H121V144H120V142H122V138L123 139H129L130 140ZM194 136V137H193ZM216 136H218V137H216ZM36 137V138H35ZM82 137H84V138H82ZM85 137H86V139L89 141V143L90 142H92V144L90 143V145H89V143L88 142H86L87 140L85 139ZM93 137L97 140V139H99V141H101V144H100V142H98V144H96V145H94L97 141H95V140H91L90 141V139H93ZM128 137V138H127ZM137 137H139V139H137ZM155 137V138H154ZM13 138V139H12ZM40 138V139H39ZM164 138V139H163ZM210 138L212 139L213 138V141H215V142H221L220 143V146H219V148H218V146H216V147H214V149H213V151L211 150V149H207V151H206V149L205 150H202V148H200L199 149V147L201 146L202 147V145H201V143L203 144L204 142H205V144L207 143V144H210L211 142H212V140H210ZM215 138H216V140H215ZM219 138H221V139H223V141L221 140V141H218V139ZM230 139V142L227 140V139ZM30 139V140H29ZM32 139H34V141L35 142H33V140ZM62 139V140H61ZM65 139V140H64ZM69 139V140H68ZM100 139H104V140H100ZM107 139H109V140H107ZM204 139H205V141H204ZM207 139H208V142H206L207 141ZM253 139H254V141H258L259 140V142L258 143H256V144H254L255 142H252L253 141ZM256 139V140H255ZM258 139V140H257ZM262 139H264V138H262ZM61 140V141H60ZM84 140H86V141H84ZM130 140V141H131ZM164 140V141H163ZM220 140V139H219ZM240 140V142L242 141L243 143H245V144H243V143H241L242 145H246V144H248V146H250L251 145V147L254 149V147L256 146V147H258V148H260L261 147V149H257V150H253L255 153L254 154H256V153H258L259 154V152H260V154H259V157L258 156H256V155H253V152H250V150L252 151V148H250V150H249V148L247 147H245L246 148V151L244 150V147L242 146V148H241V145L240 144H238L237 145V147H235L236 145H234V144H237L238 143V141ZM102 141H104V142H102ZM204 141V142H203ZM211 141V142H210ZM62 142V143H61ZM63 142H64V144H63ZM210 142V143H209ZM239 142V143H240ZM21 143V144H20ZM104 143V144H103ZM223 143V144H222ZM230 143H232V146H234L236 149L238 148V146L240 145V148L238 149V151L242 154H240V153H238V151L237 150H233L232 148H229L230 146ZM234 143V144H233ZM251 143V144H250ZM19 144V145H18ZM33 144V145H32ZM204 144V145H205ZM224 144H226L227 145V147H225L226 145H224ZM252 144H253V146H252ZM258 144V145H257ZM53 145V146H52ZM64 145H66V146H64ZM70 145H72V146H70ZM77 145V146H76ZM117 145V146H116ZM141 145V146H140ZM20 146V147H19ZM30 146V147H31ZM64 146V147H63ZM199 146V147H198ZM224 146V147H223ZM231 146V147H232ZM247 146V145H246ZM114 147H115V149H114ZM221 147V148H220ZM233 147V148H234ZM40 148V149H39ZM60 148H63V149H60ZM75 148V149H74ZM111 149V150H108L107 151V149ZM112 148H113V150H112ZM197 148V150H195ZM5 149V148H4ZM78 149V150H77ZM93 149V150H92ZM203 149H204V147H203ZM227 149H232V151H228ZM243 149V152L241 151ZM248 149V150H247ZM24 150V149H23ZM43 150V151H42ZM61 150H63V151H61ZM116 150V151H115ZM202 150V152H200V153H198L197 154V156H196V152L197 151H201ZM208 150H210V154L209 153H207L208 152ZM259 150H261V151H259ZM0 151H3L4 153H5V151L4 150H0ZM30 151V152H29ZM60 151V152H59ZM90 151V152H89ZM105 151V152H104ZM107 151V152H106ZM114 151H115V153H114ZM195 152V153H192V152ZM228 151V152H227ZM234 151H236V154L234 153ZM249 151V152H248ZM94 152V153H93ZM111 152H113V153H111ZM120 152V153H119ZM188 152H191L192 153V156H190L189 158H185V161H182L179 165L181 166H178V168H179V170L176 168V166L175 165H173V164H171V163H173L172 161H174V160H177L178 159V155L179 156H182V155H184V154H186V153H188ZM204 152H206V154L204 155ZM229 153V154H227V153ZM230 152H232V153H230ZM244 152H246V155L245 156H243L245 153ZM59 153V154H58ZM102 153V154H101ZM126 155H125V154ZM144 153V152H143ZM202 153H203V155H202ZM251 153V154H250ZM262 153V155H264ZM44 154V155H43ZM71 154H72V156H71ZM87 154V155H86ZM89 154H91V155H89ZM108 154V155H107ZM113 154V155H112ZM115 154H117V156L115 155ZM208 154V155H207ZM247 154H249L248 156H247ZM63 155V156H62ZM93 155V156H92ZM112 157H111V156ZM202 155V157L200 158L199 156H201ZM253 155L254 156V158H252L251 156ZM36 156V157H35ZM43 156V157H42ZM73 156H75L74 158H72ZM95 156H97V158L95 157ZM107 156V157H106ZM113 156H115L114 158H113ZM126 156V157H125ZM176 156H177V159H175L176 158ZM205 156V157H204ZM238 157H241V160L238 158ZM243 157H244V159H243ZM250 157L252 158V159H250ZM5 159H4V161L6 160V157H4ZM40 158V159H39ZM94 158H96V159H94ZM200 158V159H199ZM203 158V159H202ZM228 158H231V159H228ZM235 158H237L236 160H234L235 162H233V159H235ZM247 158V159H246ZM76 159V160H75ZM134 159V160H133ZM239 159V160H238ZM264 159V158H263ZM80 160V161H79ZM88 161V160H90L89 162H86V164L87 165H85V161ZM92 160H94L93 162H92ZM225 160V161H224ZM228 160V164H230V167L231 166H234V167H236L235 169H236V171H234L233 170V168L234 167H231V169H230V167H228L227 165H225V164H227L226 163V161ZM230 160H232V162L234 163V165H233V163L232 162H230ZM252 160V161H251ZM7 161V160H6ZM82 161V162H81ZM237 161H239V163L237 162ZM241 161V162H240ZM263 161V162H262ZM139 162L140 163H142V168H141V165L139 164ZM170 162V163H169ZM221 162L223 163L222 165H221ZM238 164H237V163ZM94 163V164H93ZM121 163V164H120ZM135 163H137V164H135ZM89 164V165H88ZM116 164V165H115ZM124 164V165H123ZM126 164H128V165H126ZM158 164V165H157ZM168 164H171V165H168ZM232 164V165H231ZM239 164H240V166H239ZM121 165H122V167H121ZM137 165H139V166H137ZM161 165V166H160ZM166 165L168 166L167 168H166ZM236 165V166H235ZM53 166V167H52ZM86 166H87V169H86ZM107 166V167H106ZM111 166V167H110ZM126 166V167H125ZM136 168H135V167ZM159 167V169H160V173H159V175L160 174H162V175H160V177L158 176V173H156V174H154L155 173V171H157L158 169V167ZM165 166V167H164ZM244 166V167H243ZM48 167V168H47ZM114 167V168H113ZM161 167H164L163 169L161 168ZM170 167V168H169ZM177 169V170H175V168ZM95 168H96V170H95ZM113 168V169H112ZM141 169V172H139L140 171V169ZM151 168H153L155 171H153V172H151ZM259 168V169H258ZM157 169V170H156ZM167 169V170H166ZM261 169V171H259ZM37 170V171H36ZM108 170V171H107ZM115 170V171H114ZM125 170V171H124ZM105 171V172H104ZM134 171H136V173L134 172ZM147 171V172H146ZM159 171V170H158ZM163 171V172H162ZM255 171V172H254ZM257 171V172H256ZM54 172V173H53ZM110 172V173H109ZM112 172V173H111ZM117 172V173H116ZM125 172V173H124ZM253 172V173H252ZM261 172V173H260ZM51 173H53V174H51ZM103 173H106V174H103ZM123 173V174H122ZM141 173H142V175H141ZM252 173V174H251ZM6 174H11V170L10 171H8V172H6ZM36 174H37V176H36ZM41 174V175H40ZM44 174V175H43ZM102 174V175H101ZM122 174V175H121ZM51 175V176H50ZM91 175V176H90ZM121 175V176H120ZM29 176V175H28ZM41 176V177H40ZM108 176V177H107ZM112 176V177H111ZM113 176H114V178H113ZM116 176H117V178L119 179H117L116 178ZM158 176V177H157ZM198 176V177H197ZM45 177V178H44ZM105 177H107V179L109 178V177H111L112 178V181L111 182H107V179L105 178ZM165 179H164V178ZM37 178H39V179H37ZM115 178L117 179V180H115ZM201 178V179H200ZM93 179H94V181H93ZM41 180V181H40ZM113 180H114V182H119V183H114L113 182ZM164 180H165V182H164ZM34 181V182H33ZM46 181V182H45ZM121 181V182H120ZM123 181V182H122ZM169 181V184L167 185V182ZM201 181H203L202 183H201ZM164 182V183H163ZM186 182V183H185ZM34 183H35V185H36V188H35V185H34ZM49 183H50V185H51V187H49L50 185H49ZM112 183H114V184H112ZM198 184V186H197V184ZM18 184H20L21 185V183H17V184H15L16 186H18ZM28 184V185H27ZM39 184V185H38ZM48 185V186H46V185ZM123 184V185H122ZM184 184L186 185V187L184 186ZM189 184V185H188ZM202 186H201V185ZM208 186H211V187H215V185L218 187V189H217V187H215L216 189H214V188H210V187H208ZM210 184H212V185H210ZM19 185V187L21 188V186ZM37 185H38V187H37ZM105 185V186H104ZM110 185L112 186V187H114L113 185H115L116 186V188L114 187V189L112 188V187H110ZM165 186V188H164V186ZM191 185L193 186L194 185V187L195 188H199L200 189V191L203 189V187L205 188V186L206 187H208V190H204V191H202L201 193L199 192V194L197 195V190H199V189H197L196 190V192L197 193H193L194 191H193V188L192 189H190V187H191ZM203 185H205V186H203ZM16 186H13L14 187V190H16L15 189V187ZM53 186V187H52ZM137 186H139V187H137ZM141 186V187H140ZM154 186H158L159 188H160V190H159V188H155ZM163 186V187H162ZM189 186V187H188ZM197 186V187H196ZM202 188H201V187ZM19 187H16V188H19ZM23 187V186H22ZM31 187H34V189L35 190H33ZM41 189H40V188ZM45 187V188H44ZM55 187V188H54ZM62 187H64V188H62ZM121 187V188H120ZM123 187V188H122ZM20 188H19V190H20ZM24 188V187H23ZM22 188V189H23ZM49 188V189H48ZM53 188V189H52ZM109 188V189H108ZM138 188V189H137ZM155 190V192H157V193H155L154 191H153V189ZM33 191H32V190ZM60 189L63 191H60ZM210 189V190H209ZM220 189V190H219ZM39 190V191H38ZM44 190H46L45 192H44ZM95 190V191H94ZM111 190V191H110ZM150 190L152 191V192H150ZM167 190V191H166ZM216 191V193H214L215 191ZM21 191H19V192H21ZM32 191V192H31ZM34 191L36 192L35 194H34ZM48 191V192H47ZM51 191V192H50ZM97 191V192H96ZM108 191V192H107ZM161 191V194L160 193H158V192H160ZM190 191V192H189ZM219 191H220V193H219ZM262 192L261 194L260 193H258V192ZM15 192V191H14ZM18 192V191H17ZM17 192L15 193V194H17ZM18 192V193H19ZM39 194H38V193ZM55 192V195H57V199H55L56 197H54V194H53V196H52V193H54ZM60 192V193H59ZM91 192V193H90ZM92 192H94V193H92ZM110 192H112V193H110ZM114 192V193H113ZM117 192H119V193H117ZM124 192V193H123ZM192 192V193H191ZM24 193H22V195H19V196H22L23 198L26 196H28L27 194L25 195ZM33 193V194H32ZM89 194V195H85V194ZM142 193V194H141ZM153 193V194H152ZM36 194H38L37 195V197H36ZM48 194V195H47ZM58 194H60L61 196H59ZM148 194V195H147ZM190 194H192L193 196H191ZM217 194H218V196L219 195H221V196H219V197H221V200H232V201H234L233 203H235V205L233 204V206L236 208L235 209V212L236 213H232V211H229L228 210V208L227 207H224V206H221V205H216V201L218 200V199H220L218 196H217ZM229 194H230V197H231V195H233L234 196V198L233 197H231V198H229ZM259 194V195H258ZM51 195V196H50ZM77 195V196H76ZM115 195V196H114ZM122 195H124V196H122ZM126 195V196H125ZM153 196V198H152V196ZM223 195V196H222ZM228 195V196H227ZM18 196V195H17ZM79 196V197H78ZM113 196H114V198H113ZM122 196V197H121ZM225 196V197H224ZM42 198V199H39V198ZM48 197H49V200H48ZM52 197H53V200H51L52 199ZM59 197V198H58ZM116 197H117V200H116ZM222 197H223V199H222ZM228 197V198H227ZM111 198V199H110ZM120 198V199H119ZM152 198V199H151ZM157 200H156V199ZM61 199V200H60ZM215 199V200H214ZM234 199V200H233ZM237 199V200H236ZM240 199V200H239ZM261 199V200H260ZM42 200H44L45 201V203H44V201L43 202H41ZM102 201V205L100 204V202ZM112 200V201H111ZM123 200H126L127 202H125V204H123L122 203V201ZM163 200V201H162ZM172 200V201H171ZM177 200H178V202H177ZM182 200V201H181ZM185 200V201H184ZM194 200V203H192V201ZM241 202H239V201ZM242 200V201H241ZM260 200V201H259ZM25 201V200H24ZM73 202V203H70V202ZM98 201H100V202H98ZM106 201V202H105ZM108 201V202H107ZM118 201V202H117ZM155 201V202H154ZM159 201H160V203H159ZM164 201H166V202H164ZM167 201H169V202H167ZM176 201V202H175ZM181 201V202H180ZM184 201V202H183ZM188 201V202H187ZM215 201V202H214ZM220 201V200H219ZM236 201H238V202H236ZM250 201H252V205H251V202ZM262 201V202H261ZM61 202H62V204H61ZM124 202V201H123ZM158 202V203H157ZM175 202V203H174ZM195 202H200L199 204H200V206L202 207V205H203V207L204 208H201L200 206V208H201V210H200V208L198 209V206H197V203H195ZM212 202H214L215 204H213ZM218 202V201H217ZM243 202H245V203H247V202H249V203H247V204H244ZM258 202V203H257ZM259 202H260V204H259ZM29 203H31V204H29ZM41 203H42V205H41ZM104 203V204H103ZM141 203H143V204H141ZM155 203V204H154ZM165 203V204H164ZM183 203H184V205H183ZM187 203H191L190 204V206H189V204H187ZM243 203V205H246L248 208L247 209H249V210H245V209H239V206H237V205H239V204H242ZM21 204H23L24 206H20ZM36 203H35V205H37ZM43 204H45L44 206H43ZM61 204V205H60ZM71 204V205H70ZM94 204V205H93ZM109 206H108V205ZM119 204V205H118ZM129 205V207H131V208H129V207H127V205ZM136 204H138V205H136ZM142 205L141 206V210L139 211V205ZM175 204V206H173L172 207V209H171V207L170 206H172V205H174ZM181 204V205H180ZM187 204V205H186ZM193 204V205H192ZM194 204H196V207H197V210L199 211H197V210H195L196 209V207H194L195 205ZM198 204V205H199ZM206 204V205H205ZM237 204V205H236ZM257 204V205H256ZM48 205V206H47ZM68 205H70L69 207H67ZM106 205V206H105ZM114 205V206H113ZM122 205V206H121ZM124 205H126V206H124ZM132 205H133V207H132ZM135 205L137 206V208L135 207ZM159 205V206H158ZM168 205H169V207H168ZM183 205V206H182ZM194 207V208H192V206ZM205 205V206H204ZM232 205V204H231ZM243 205H240V206H243ZM252 206V207H250V206ZM263 205V206H262ZM40 206H43V207H40ZM47 206V209H48V215H45L44 213H46L47 212V210L46 211H43V209L45 208ZM99 206L101 207V208H99ZM108 206V207H107ZM118 206H120V208L118 207ZM124 206V207H123ZM144 206H146V207H148L147 209H144L143 207ZM150 206H151V208H152V210L153 211H150ZM155 206V207H154ZM160 206H161V208H160ZM258 207V208H256V207ZM260 206V207H259ZM33 207L34 208H36V209H33ZM52 207V209H50ZM95 207L97 208V209H95ZM102 207H104V208H102ZM117 207V208H116ZM127 207V210H125V208ZM145 207V208H146ZM154 207V208H153ZM157 207V208H156ZM187 207V208H186ZM261 207H263V209H261ZM39 208H43L42 209V212L39 210V212H40V214H41V218H43V219H41V220H39V217H38V209ZM55 208V209H54ZM91 208V209H90ZM112 208V209H111ZM122 208V209H121ZM179 210H178V209ZM183 208V209H182ZM31 209H33V210H31ZM46 209V208H45ZM44 209V210H45ZM60 209V210H59ZM100 209H102V210H100ZM105 209H106V211H105ZM114 209V210H113ZM125 211H124V210ZM130 209V210H129ZM135 209H137V213L136 212H134V211H136ZM156 209H157V213H156ZM161 209V210H160ZM174 209V210H173ZM190 209H192V210H190ZM252 209V210H251ZM257 209H260V210H257ZM22 210V211H23ZM30 210V211H29ZM89 210H91V211H89ZM108 210V211H107ZM110 210L112 211H114V214L113 213H110ZM121 210H123V212H121ZM132 210V211H131ZM143 210H145V211H143ZM148 210L152 213H150V212H148ZM176 210H177V212H176ZM189 210H190V212H189ZM238 211V213H237V211ZM254 210V211H253ZM53 211H55V213L52 212ZM61 213H60V212ZM62 211H63V213H62ZM83 211V212H82ZM84 211L86 212V215H83L84 214ZM87 211H89V212H87ZM93 211V212H92ZM100 211H102V212H104V213H102V212H100ZM112 211V212H113ZM129 213H128V212ZM139 211V212H138ZM155 211V212H154ZM163 211V212H162ZM173 211V212H172ZM181 212V214L182 213H184V215L186 216H183V214L179 217L178 215H180V213H178V212ZM192 211V212H191ZM195 211H197V212H195ZM201 211H204V215H205V213H206V215L204 216V215H202L203 216V218L205 217L206 219H202V218H200L201 216H200V212ZM244 211V212H243ZM251 211V212H250ZM18 212V211H17ZM25 212V211H24ZM117 212V213H116ZM132 212V213H131ZM136 213L137 215H138V218H137V216L134 214V213ZM145 212V213H144ZM170 212H172L173 214L170 216ZM174 212H175V215H174ZM189 212V213H188ZM241 213V215H240V213ZM250 212V213H249ZM253 212V213H252ZM261 212L263 213V214H261ZM30 213V215H28ZM49 213H51L50 215H49ZM57 213V215L55 216V220H54V214H56ZM91 213V214H90ZM92 213H94V214H92ZM119 213V214H118ZM139 213H140V215L142 214V216H140V217H142V218H139ZM151 215H149V214ZM166 213V216L168 215V216H170L169 218H173L171 221H170V219H169V221H168V218L164 215ZM177 213H178V215H177ZM199 215V217H198V215ZM217 213V214H216ZM223 214V215H221V214ZM246 213V214H245ZM247 213H249V214H247ZM254 213H257V214H254ZM260 214V216L261 217H259V214ZM40 214H39V216H40ZM43 214V215H42ZM106 214V215H105ZM116 214H117V216H116ZM126 214V215H125ZM129 214V215H128ZM143 214H144V216H143ZM161 214V215H160ZM195 214L197 215V217L195 216ZM201 214H203V212H201ZM214 214H216V216H214ZM240 216H239V215ZM250 214H251V216H250ZM252 214H253V216H252ZM64 215H66V216H64ZM93 215H96V216H94L93 217ZM100 215V216H99ZM102 215H105V216H102ZM120 217H119V216ZM135 216V218H134V216ZM148 215H149V218H148ZM159 215H160V217H159ZM190 215V216H189ZM217 215H221L222 216V218H223V216L224 215H227L228 217H230L231 216V218H233L234 217V219H229V222H227L228 223V228L231 226L230 224L232 223V225L235 223V225L232 227V228H229V230L228 229H226L225 227V225L224 224H226L227 225V223H222V224H220V226L219 225H217L216 227L214 226V228H216V231L214 230V228L212 227H210L212 224H214V222H216L217 221V219L218 220H221V216H220V218H216L217 217ZM234 215V216H233ZM245 215V216H244ZM248 215V216H247ZM258 215V216H257ZM16 216H19V214L18 213H16ZM28 216H30V219H26ZM44 216V217H43ZM49 216V217H48ZM62 216V217H61ZM85 216V217H84ZM89 218H88V217ZM110 216H113V217H110ZM123 216H124V218H123ZM127 216V217H126ZM132 216V217H131ZM147 216V217H146ZM163 216V217H162ZM193 216V217H192ZM207 216V217H206ZM211 216H213V217H211ZM218 216V217H219ZM239 216V217H238ZM255 216H257V217H255ZM50 217H52V220L51 219H48V218H50ZM84 217V218H83ZM99 217H101L100 219H99ZM114 217H116V218H114ZM117 217H119V220L122 222L121 224L122 225H124V227H128V228H130V230H129V232L131 233L132 232V230H133V232H132V235H134L133 236V238L132 239H130V236L129 237H127L128 235H130V233H128V228L126 229V228H124L123 227V230L121 229V233H119V228L117 229V227H119V226H122V225H120L118 222H119V220H115V219H118ZM155 217V218H154ZM159 219H158V218ZM174 217H176V218H174ZM178 217V218H177ZM188 217V218H187ZM192 217V218H191ZM215 217V218H214ZM226 217V216H225ZM241 217V218H240ZM247 217V218H246ZM251 217V218H250ZM260 219H259V218ZM17 218V217H16ZM46 220H45V219ZM64 219V220H62L61 222H60V220L61 219ZM85 218H87V219H90V220H87V219H85ZM94 218H96V219H98V220H96V223L98 224H96V223H94L95 222V219ZM128 218V219H127ZM132 218V221H130V219ZM157 218V219H156ZM208 218H211V220L213 219V221H211L210 223H208L209 221H210V219H208ZM240 218V219H239ZM243 218V219H242ZM244 218H246V219H251L250 221H246V219L244 220ZM253 218V219H252ZM84 219V220H83ZM122 219H124L125 221H123ZM136 219V220H135ZM152 219H155V220H152ZM175 219H176V221L178 220L179 222H176L175 223ZM179 219H181V220H179ZM188 219V220H187ZM193 219V220H192ZM195 219V220H194ZM239 219V220H238ZM26 220V221H25ZM42 220H44V221H42ZM48 220V221H47ZM49 220H51L52 222L50 223L49 222ZM57 220V221H56ZM59 220V221H58ZM94 220V221H93ZM163 220H164V222H163ZM202 220V221H201ZM215 220V221H214ZM243 221V223H244V225L248 228V230L247 229H245V228H241V225H240V223ZM260 220V221H259ZM17 221V220H16ZM137 221V222H136ZM168 221V222H167ZM172 221H174V222H172ZM181 221H182V224H181ZM193 221V222H192ZM199 221V222H198ZM203 221H205L206 222V224L205 225H203L204 223H203ZM233 221V222H232ZM253 221H255V222H253ZM261 222V224L259 223V222ZM38 222H40V223H38ZM48 222V223H47ZM152 222V223H151ZM156 222V223H155ZM163 222V223H162ZM167 222V223H166ZM188 222V223H187ZM213 222V223H212ZM17 223V222H16ZM55 223L57 224V226L55 225ZM58 223H60V224H58ZM68 223V224H67ZM72 223V224H71ZM94 223V226L92 225ZM133 223V224H132ZM136 223V224H135ZM190 223V224H189ZM199 223V224H198ZM202 223V224H201ZM207 223H208V225H207ZM251 223V224H250ZM38 224H41V226L40 225H38ZM117 224H119V225H117ZM151 224L152 225H155V226H151ZM168 224V225H167ZM173 224V225H172ZM181 224V225H180ZM192 224V225H191ZM198 226H197V225ZM211 224V225H210ZM242 224V223H241ZM250 224V225H249ZM255 224H257V225H255ZM20 225V224H19ZM27 226L29 225L28 223L26 224ZM26 225H25V228H26V230H27V227H26ZM46 225V226H45ZM72 225V226H71ZM95 225H97V226H95ZM116 225H117V227H116ZM159 225H161V227L159 226ZM172 225V226H171ZM175 225H178V228H177V226H175ZM203 225V227L201 228V230H200V227ZM207 225V226H206ZM214 225H216V223L214 224ZM222 225H224V226H222ZM244 225H242V227H244ZM248 225V226H247ZM33 226H34V228H33ZM45 226V227H44ZM54 226H56L58 229H57V231H55L56 229V227L53 229L52 227H54ZM171 228H170V227ZM183 226V227H182ZM213 226V225H212ZM218 226H219V228H218ZM238 226V227H237ZM240 226V227H239ZM249 226H250V228H249ZM258 227L257 229H256V227ZM36 227V228H35ZM71 227H72V229H71ZM116 227V228H115ZM135 228V230L138 228H140L139 230H141L142 231V237L140 238V236H141V231L138 233V229H137V233H136V231L134 230V228ZM156 227V228H155ZM164 227V228H163ZM180 227H182V228H180ZM186 227H187V229H186ZM191 229H190V228ZM193 227V228H192ZM204 227H207V228H204ZM237 227V228H236ZM121 228V227H120ZM157 228H159V229H157ZM175 228V229H174ZM203 228L205 229V230H203ZM261 228V229H260ZM34 229H35V231H34ZM39 229V230H38ZM45 229V230H44ZM51 229H53L55 232H53V230H51ZM70 229V230H69ZM117 229V230H116ZM173 229V230H172ZM180 229V230H179ZM182 229V230H181ZM186 231H185V230ZM189 229L191 230V232H188L189 231ZM207 229H209V231H207ZM233 229H236V232H237V230H238V232L240 231V229H241V232H239L240 234H242V235H240V234H233V232H235V230L233 231ZM243 229V230H242ZM24 230V232L25 233H27V235H28V237L26 236V234L24 233V235L25 236H23L22 237V231ZM31 231V236H29V232ZM40 230H44V231H40ZM48 230H49V232H48ZM127 230V231H126ZM170 230H172V231H170ZM177 232V233H175V231ZM184 230V231H183ZM213 230V231H212ZM254 232H253V231ZM32 231H34V233H32ZM194 231V233H192ZM199 231V232H198ZM201 231V232H200ZM218 231H219V233H218ZM231 231V232H230ZM242 231H243V233H242ZM247 231V233H245ZM53 232V233H52ZM120 234L119 236H118V234ZM126 232V233H125ZM173 232V233H172ZM181 232V233H180ZM184 232V233H183ZM185 232H186V235H185ZM203 232H205V233H207L208 235H206V234H204ZM227 232H230V233H227ZM253 234H251V233ZM47 233H49V234H47ZM114 233V234H113ZM128 233V234H127ZM136 233V234H135ZM191 233V234H190ZM195 233H196V235H195ZM197 233H201V234H197ZM217 233H218V236H217ZM232 233V234H231ZM258 233V234H257ZM21 234V235H20ZM46 234H47V236H46ZM50 234H51V236H56V240H55V238L53 237H51L50 236ZM54 234V235H53ZM111 234V235H110ZM113 234V235H112ZM121 234H123L122 236H121ZM127 234V235H126ZM184 234V235H183ZM189 234V235H188ZM193 234V235H192ZM209 234H210V236H209ZM220 234V235H219ZM244 234V235H243ZM261 234V235H260ZM76 235V236H75ZM94 235L96 236V237H94ZM115 235V237L113 238V236ZM193 237H192V236ZM227 235H228V238H227ZM234 235V236H233ZM248 235V236H247ZM250 235H252V237L254 238L253 239V241H250V238H249V242H248V240H245V242H243L242 240L243 239H246L247 237H251ZM254 235L256 236V237H254ZM260 237H259V236ZM45 236V237H44ZM58 236V237H57ZM111 236V237H110ZM125 238H124V237ZM139 236V237H138ZM178 236V237H177ZM188 236V237H187ZM190 236V237H189ZM202 236V237H201ZM224 236V237H223ZM226 236V237H225ZM245 236V237H244ZM247 236V237H246ZM24 237H26V238H24ZM47 237V238H46ZM48 237H51V238H48ZM60 237V238H59ZM75 237H77L76 238V240H78V241H76L75 240V244L73 245L72 243H74V239H75ZM118 237V238H117ZM119 237H120V239H119ZM132 237V236H131ZM176 237H177V240H176ZM183 237V238H182ZM195 237H198V238H195ZM210 237V238H209ZM242 237H244V238H242V240H241V238ZM252 237H251V240H252ZM260 238V240H258L259 238ZM29 238H30V240H29ZM94 238H96V239H94ZM214 238V239H213ZM222 238H224V241H223V239ZM239 238H240V240L242 241V244H245V245H242V244H236V243H238V241H240L239 240ZM257 238V239H256ZM262 238V239H261ZM51 239V241H49V240ZM58 239H61L62 240V243H61V241L60 240H58ZM73 239V240H72ZM116 239V240H115ZM122 239H124V240H122ZM142 241H141V240ZM145 239V240H144ZM209 239V240H208ZM212 239V240H211ZM216 239V240H215ZM220 239H222L221 241H220ZM248 239V238H247ZM258 240V241H256V240ZM55 240V241H54ZM87 240V241H86ZM111 240V241H110ZM123 242H122V241ZM125 240H127V241H125ZM133 240H138V241H140V242H144V243H141L140 244V242H138V244L136 245V243H137V241L135 242H132ZM190 240V241H189ZM192 240V241H191ZM206 240V241H205ZM217 240H219V241H217ZM254 240H255V242H254ZM55 242V245H56V247H57V250L55 251V246H54V242ZM86 241V242H85ZM115 241V242H114ZM117 241H118V243H117ZM120 241V242H119ZM146 241V242H145ZM202 241H203V244H201L202 243ZM211 241H213V242H211ZM237 241V242H236ZM48 242H50L51 244H49ZM70 242V243H69ZM124 242H125V245H122V244H124ZM127 242L130 244H127ZM195 242V243H194ZM216 242V243H215ZM218 242H220L221 244H219ZM223 242H225V245L226 246H229V248L227 247L226 248V246H224L222 243ZM228 244H227V243ZM231 242V243H230ZM235 244H234V243ZM252 242L255 244L256 242L257 243H259L260 245H258L257 243V245H254V244H252ZM263 242V244H261ZM18 243H20V244H18ZM57 243V244H56ZM61 243V244H60ZM100 243V244H99ZM134 243V244H133ZM208 243H209V245L210 246H212V247H210L209 245H208ZM212 243H213V245H212ZM49 244V245H48ZM59 244H60V246H59ZM68 244V245H67ZM133 244V245H132ZM199 245V246H197V245ZM204 244H206L207 245V247H206V245L204 246ZM251 244H252V246H251ZM51 245V246H50ZM59 246V248H63V251H62V249H60L59 251H60V253H59V251H58V246ZM71 245V246H70ZM75 245H77V247H75ZM105 245V246H104ZM149 245V246H148ZM193 245H196V246H193ZM222 246V247H219V246ZM248 245H250L251 247H250V251H248L249 249H247V251H243V250H241V249H246V248H249V246ZM46 246H47V248H46ZM48 246H50V249H51V247L52 246H54V247H52V249L50 250L49 248H48ZM72 246H74V247H72ZM110 246V247H109ZM117 246V247H116ZM125 246H127L128 248H126V250L124 249L125 248ZM131 246H133V247H131ZM141 246V247H140ZM143 246V247H142ZM144 246H146V247H144ZM163 246V247H162ZM165 246V247H164ZM214 246V247H213ZM245 246V247H244ZM247 246V247H246ZM130 247V248H129ZM167 247V248H166ZM200 247V248H199ZM209 247V248H208ZM220 248V249H218V248ZM231 247V248H230ZM234 247V249H232ZM243 247V248H242ZM254 247H256V249H254ZM258 247V248H257ZM100 248H102L101 250H103V251H100L99 249ZM108 248H109V250H108ZM145 248V249H144ZM159 248V249H158ZM202 248V249H201ZM206 248H207V250L209 251V253H206V252H208L207 250H206ZM212 248V249H211ZM215 248H217V249H215ZM225 248L227 249V250H225ZM236 248V249H235ZM261 248V249H260ZM263 248V249H262ZM9 249V248H8ZM15 249V250H14ZM45 249V250H44ZM47 249V250H46ZM53 249H54V251H55V253H57V251H58V254H57V257H59V258H57V257H55L56 256V254L53 252ZM122 249H124V250H122ZM128 249H129V251L130 252H128ZM146 251V253H145V251ZM149 249H151V250H149ZM192 249V250H191ZM194 249V250H193ZM201 249V250H200ZM204 249V250H203ZM229 249V250H228ZM254 249V250H253ZM257 249H259V250H261V251H259L258 252V250ZM105 250V251H104ZM107 250V251H106ZM188 250V251H187ZM221 250V251H220ZM223 250V251H222ZM232 250V251H231ZM238 250H240V252L238 251ZM255 250H257V251H255ZM99 251V252H98ZM113 251V253L111 254V252ZM143 251V252H142ZM149 251V252H148ZM163 251V252H162ZM166 251V252H165ZM171 251H174V252H171ZM191 252V257H190V252ZM194 251V252H193ZM202 251V252H201ZM216 251V252H215ZM219 251H220V253H219ZM238 251V253L236 254V252ZM255 252V254L257 253V254H259L258 256L260 257V258H262L261 260H263V261H260V259H259V261H257L258 260V256H257V254H256V257L254 256L255 254H254V252ZM8 252V253H7ZM16 252H17V254H16ZM81 252V253H80ZM101 252V253H100ZM132 252V253H131ZM175 252H176V256H175ZM204 252H205V254H204ZM217 252H218V254H217ZM225 252V254L223 255V253ZM231 252H233V253H231ZM246 252V253H245ZM260 252L262 253V254H260ZM8 254V256L7 255H4V254ZM21 253H23L22 254V256H24L25 255V257H21L20 255H21ZM79 253V254H78ZM107 253V254H106ZM141 253V254H140ZM149 253V254H148ZM200 253V254H199ZM211 253V254H210ZM222 253V254H221ZM240 253H241V257H240ZM249 253H251L253 256H254V258H255V261L252 259L253 258V256H251ZM19 254V255H18ZM110 254H111V257L110 258H107V256H110ZM152 254V255H151ZM154 254V255H153ZM156 254H158L159 256H161V257H157V259H156V256H158V255H156ZM167 254H170V255H167ZM187 254V255H186ZM194 254V255H193ZM213 254V255H212ZM215 254V255H214ZM220 254H221V256H220ZM235 254V255H234ZM243 254L246 256V257H244L243 256ZM16 255H17V257H16ZM76 255V261H74L73 260V257ZM193 255V256H192ZM198 255H199V257H198ZM212 257H211V256ZM216 255H218V256H220L219 258H215L214 256H216ZM238 256V257H236L235 258V256ZM247 255H249L248 256V258H247ZM73 256V257H72ZM165 256V257H164ZM169 256V257H168ZM176 258H175V257ZM197 258H196V257ZM208 256V257H207ZM225 258H224V257ZM78 257V258H77ZM178 257V258H177ZM195 257V258H194ZM202 257V258H201ZM213 258V260L211 259V258ZM224 258V260H223V258ZM234 257V258H233ZM244 257V258H243ZM252 257V258H251ZM1 258H0V260H1ZM17 258V259H16ZM25 258V259H24ZM149 258H152L151 260H149ZM170 258V259H169ZM172 258H175V259H172ZM187 258V259H186ZM192 258V259H191ZM240 258H242L241 260H240ZM252 259V261L250 260V259ZM154 259V260H153ZM165 261H164V260ZM183 259L184 260H186V261H183ZM206 259V260H205ZM215 259V260H214ZM217 259V260H216ZM230 259H232L231 261H230ZM235 259V260H234ZM238 259V260H237ZM248 259V260H247ZM257 259V260H256ZM72 260V261H71ZM149 260V262H147ZM169 260V261H168ZM180 260V261H179ZM191 260V261H190ZM209 260V261H208ZM223 260V261H222ZM240 260V261H239ZM246 260H247V262H246ZM2 260H1V262L3 263V264H5V262H3ZM73 261H74V263H73ZM155 261H156V263H155ZM163 263H162V262ZM168 261V262H167ZM173 261V262H172ZM183 261V262H182ZM196 261V262H195ZM208 261V262H207ZM211 261H214V262H211ZM230 261V262H229ZM244 261H245V263H244ZM13 262V263H12ZM88 262V263H87ZM152 262V263H151ZM166 262V263H165ZM175 263V264H178V263ZM180 262H182V263H180ZM193 262V263H192ZM228 262V263H227ZM232 262V263H231ZM197 264V263H196ZM256 264V263H255Z\"/></svg>",
  "mask_w": 264,
  "mask_h": 264
},
{
  "label": "bare ground",
  "instance_id": "6f19581e",
  "mask_svg": "<svg viewBox=\"0 0 264 264\" xmlns=\"http://www.w3.org/2000/svg\"><path fill=\"white\" fill-rule=\"evenodd\" d=\"M7 1H9V0H6V2ZM11 1V0H10ZM15 1V0H14ZM13 1V2H14ZM20 2H21V4H25V0L23 1V0H19ZM27 1V0H26ZM38 0H36V2H37ZM43 1V0H42ZM41 0L40 1H38V2H40L42 5H43V7L41 6V4L39 5V8H40V6H41V8H43V9H39V11L40 10H43V12L41 11V12H38V15L40 14V16H38V15H36L37 14V12L35 13V12H31L32 14L34 13V15H36V17L35 16H33L31 19H32V21H31V19L29 20V21H27L28 19L26 18V15L27 14H25V12L27 11V10H25V12H23V13H21V12H19L20 10L19 9H22L23 10V8L21 7V8H19V6L15 3H11L10 2V4L9 5H7V3H9V2H5V1H3V0H0V6L2 7V2L5 4V6H6V11H8V8H9V6L11 7V4L12 5H17V6H15V8H14V10L16 9V7L18 8V9H16L15 11H13V10H11V11H13V12H15L14 14V16L12 17L11 16V14H13V12L11 13L10 11H8L9 13H11L10 15H9V13L7 12L6 13V11H5V9L2 7H0V23H2V22H4V21H8V20H6L5 18L6 17H4V16H6L5 14H8L7 15V17H9V16H11L10 17V20L11 21H8L7 23V26H5L3 23L1 24V26L2 25H4L5 27H6V35L8 36V38L10 39V37H11V41L10 42H12L13 40H12V38H14V40H18V37L20 36V40H22V41H26L25 42V44H24V46L26 45V43L29 41L30 42V38H28V37H25L24 35H21V34H23V32L25 33V35H26V33H27V35H28V32L30 33L29 35H33L34 33H36V31H38L39 32V35L41 36H38V33H36V37H35V39L37 38V36H38V41H39V38H41L42 39V37L44 36V39H42L44 42H41V40H40V42L42 43V45L43 44H45L46 43V40H47V37L49 36V39H51V34H52V36H53V32L55 31V30H57L56 28H58V27H60L61 26V24L62 25H64L65 26V28L67 27L66 25H69L67 28H69L70 27V25H73V27H75V25H77L78 23H80V22H83L82 21V17H81V14H80V11L82 10V9H86L87 7H86V4H85V6L84 5H82V3H83V0H80V1H82V3H80V4H78V5H76V7H75V5H73L74 4V1L72 2V0L70 1V0H51V2H49L50 0H44L43 2H42ZM46 1V2H45ZM79 1V0H78ZM79 1V2H80ZM90 1V0H89ZM93 1V0H92ZM92 1H90V2H92ZM94 1H98V0H94ZM111 1H113V0H111ZM131 1V0H130ZM149 1H151V0H149ZM148 0H146V3L147 2H149ZM175 1V0H174ZM178 0H176V2H177ZM182 1V6H184L185 4L184 3H186V2H184L183 0H181ZM181 1H178V2H181ZM22 2H24V3H22ZM31 2V1H30ZM38 2H37V4H38ZM45 2V3H44ZM77 2V1H76ZM100 2V1H99ZM101 2H102V0H101ZM114 2V1H113ZM116 2V1H115ZM126 2V1H125ZM129 2V1H128ZM143 2V1H142ZM145 2V1H144ZM152 2V3H151ZM150 2V5H151V7H153V8H151L150 9V5H148V10L147 11H150V13H151V16H150V18L152 17V18H156L157 16H158V14H160V12L159 13H157V10L159 9V10H161L160 8L162 7V6H164V5H166V3L168 2L167 0H153V1H151ZM173 2V1H172ZM171 2V3H172ZM175 2V3H176ZM184 2V3H183ZM188 2H190V1H188ZM29 3V2H28ZM28 3H26V4H28ZM33 3H34V1H33ZM78 3V2H77ZM85 3V2H84ZM88 4H87V6L90 4L89 2H87ZM121 4H123L122 2H120ZM171 3H169V4H167V5H169L170 6V9L169 10H171L172 11V13H170L169 12V10H167L169 13H170V15L172 14L173 15V12L175 13V11L177 12V13H179L180 11H182V9L183 8H185L186 7V5H185V7H182V9L179 11V10H176L177 9V7H178V5H180L179 3H177V6H176V8H173V6H172V4ZM174 3V2H173ZM191 4L192 3H197V5H195V4H193L194 5V7L195 6H197V8L199 7V10L201 11V12H204V13H208V14H210V16H211V18H210V22H208V23H206V24H208L209 26H210V24H211V26H212V24H219L220 22H222V20H224V19H228V17H229V19H231V17L229 16V14L232 16V17H235L234 19H231V20H234L235 21V19H236V22L238 21V20H240L242 23H241V26L238 28V31L236 32V34H234L236 37L238 36V37H241L242 38V40L243 39H250V41H253L254 42V40L257 38L258 40H261V42L262 41H264V0H191V2H190ZM189 3V4H190ZM76 4V3H75ZM113 4V7H116L117 6V4L116 5H114V3H112ZM126 5H127V3H125ZM130 4V3H129ZM137 4V3H136ZM171 4V5H170ZM189 4H187V6L189 5ZM190 4V5H191ZM32 5H34V4H32ZM92 5V4H91ZM124 5V4H123ZM141 5H142V3H141ZM166 5V6H167ZM13 6V7H14ZM27 6V5H26ZM29 6H30V4H29ZM35 6H37V5H35ZM66 6H70L69 8L71 9L72 7L71 6H73V8H75V12L74 13H69L68 12V8L66 7ZM90 6V5H89ZM89 6H88V8H89ZM102 6V5H101ZM121 5L119 4V7H120ZM136 6H138V5H136ZM144 6V8H146L145 7V4L143 5ZM142 6V7H143ZM8 7V8H7ZM24 7V6H23ZM28 7V6H27ZM30 7H32V6H30ZM38 7V6H37ZM65 7H66V9H68V10H66V12H68L67 14L64 12V10H65ZM102 7H104V6H102ZM128 7V6H127ZM130 7H131V5H130ZM130 7H128V8H126V9H129ZM141 7V6H140ZM165 7V6H164ZM163 7V8H164ZM171 7H172V9H171ZM181 7V6H180ZM190 7H192V6H190ZM91 8H93V5H92V7ZM105 8V7H104ZM132 8V7H131ZM167 8V7H166ZM193 8V7H192ZM13 9V8H12ZM24 9H25V7H24ZM27 9V8H26ZM34 9L37 11L38 10V8L36 9V7H34ZM94 9V8H93ZM110 9V8H109ZM168 9V8H167ZM191 9V8H190ZM18 10V11H17ZM32 10H33V8H32ZM103 10V9H102ZM104 10H108V9H104ZM137 10H140V9H137ZM136 10V11H137ZM144 10V9H143ZM146 10V9H145ZM174 10V11H173ZM197 11H198V9H196ZM24 11V10H23ZM34 11V10H33ZM73 11H74V9H73ZM162 11V10H161ZM166 11V12H167ZM189 11V10H188ZM186 12V13H189V12ZM71 12H72V10H71ZM102 12V11H101ZM132 12H135L134 10L132 11ZM139 12V11H138ZM145 12V11H144ZM183 12H184V10H183ZM200 12V13H201ZM28 13H30V11L28 12ZM103 14L102 15H104V12H102ZM127 13V12H126ZM153 13V14H152ZM168 13V14H169ZM4 14V15H3ZM105 14H108L107 13V11L105 12ZM131 14V13H130ZM134 14V13H133ZM146 14L148 15V12H146ZM161 14H162V12H161ZM167 14V13H166ZM166 14H165V16H166ZM176 14V13H175ZM182 14V13H181ZM3 15V16H2ZM43 15V16H42ZM163 15V14H162ZM31 17L32 15H28V17ZM93 17H94V15H92ZM98 16V15H97ZM136 16V15H135ZM137 16H139V14L137 15ZM168 16V15H167ZM186 16H188V14L186 15ZM203 16V15H202ZM205 16V15H204ZM207 16H209V15H207ZM206 16V17H207ZM209 16V17H210ZM42 18V19H39L38 20V18ZM99 17H100V15H99ZM99 17H97L98 19H99ZM131 17V16H130ZM134 17V16H133ZM149 17V16H148ZM168 17H172V16H168ZM178 17V16H177ZM184 17V16H183ZM205 17V18H206ZM92 18V17H91ZM95 18V17H94ZM93 18V19H94ZM127 19H129L128 17H126ZM137 18V17H136ZM174 18H175V16H174ZM187 18V17H186ZM190 18V17H189ZM200 18V17H199ZM204 18V17H203ZM5 19V20H4ZM92 19V20H93ZM126 19V20H127ZM131 19H133V18H130V20L128 21V22H130L131 21ZM135 19V18H134ZM165 19V18H164ZM163 19V20H164ZM170 19V18H169ZM177 19V18H176ZM193 19V18H192ZM208 19V18H207ZM4 20V21H3ZM34 20V21H33ZM38 20V21H37ZM92 20H90V22H89V20H88V24H89V26H90V24L91 23H93V22H95L96 20H93V22H91ZM137 19H135V20H133V21H135L137 24L139 23V22H141V20H139V22H137L136 21ZM162 20V19H161ZM195 22H196V19L194 20ZM193 21V22H194ZM201 21H203L202 20V18H201ZM208 21H209V19H208ZM233 21V22H234ZM5 22V23H6ZM47 22H50V23H47ZM85 22H86V24H87V21L85 20ZM98 20L96 21V24H98ZM115 22V21H114ZM167 22V21H166ZM186 22V20L185 19H177V20H175V22L173 23V24H170L169 26H164V25H156V32L155 33H153L152 35H147V32H145V31H143L144 33H143V35L142 36H139V35H141V34H139V35H137V33H139V28L141 27V25L140 26H137V27H133V28H137L136 30L138 31L137 33L135 32V30L134 29H132V26L131 27H125V28H123V32H127V35L126 36H124V37H121L120 38V36H118V33L116 32V31H114L113 33H112V35L110 36V37H106V35L108 34H104L105 36H102L101 38H100V36H99V40L98 41H100V39H102L100 42H99V48H100V50L98 49V48H96V49H98L99 50V53H97L98 52V50H95L94 48H92V49H94V52L93 51H91V53H93V55H95V56H102V55H116V57H112V62H110L112 65H114L113 67L114 68H112L111 67V69H116V70H111L110 69V66H107V67H109V69H107L106 71H104V72H99V73H97V76L99 75V77L100 78H104V77H107V78H110V76L108 77V75L110 74V73H112L113 72V74L115 75V77H119V76H121L123 79L124 78H126L127 80H130L131 81V83L129 82V86L130 87H132V86H137V85H139L140 87H139V89H140V94L139 95H143L142 93H144L146 96H144L145 98L146 97H152V92H154V91H156L157 89H162L163 91L165 90H169V89H171L168 93V95H166L165 94V96H168V97H170V95H171V92H172V94H173V92H177V91H174L177 87H176V84L178 83V82H176V80H179L180 79V77L181 76H179V72H177L176 70L181 66V62L184 60V56L183 55H185V54H181V53H179V51H183L182 49L184 48V46H183V48L181 49L180 48V46L179 45H177L178 43H180V42H176L175 41V39L176 38H178L179 37V31H181V30H183L182 28H180L184 23ZM198 22V21H197ZM204 22H207V21H204ZM203 22V23H204ZM232 22V23H233ZM51 24L49 27H47V28H45V25H47V24ZM76 23V24H75ZM131 23V22H130ZM129 23V24H130ZM142 23H143V20H142ZM153 23V22H152ZM81 24V23H80ZM94 24V23H93ZM115 26V28L116 29H121L122 28V26L124 27V25H122L121 27H120V24L119 23H117V22H115V23H113ZM128 24V25H129ZM134 24V22H132L131 23V25H133ZM137 24H135V25H137ZM167 24H169V23H167ZM198 24V23H197ZM201 23L199 22V25H200ZM205 24V23H204ZM229 24V23H228ZM237 24V23H236ZM243 24V25H242ZM95 25V24H94ZM139 25V24H138ZM155 25V24H154ZM185 25V24H184ZM196 25V24H195ZM194 25V26H195ZM238 25V24H237ZM1 26H0V29H1V36H2V34H4L5 32L2 30L4 27H2L1 28ZM63 26V27H64ZM78 26L80 27H82V25H79L78 24ZM143 26V25H142ZM152 26V25H151ZM202 26V25H201ZM205 26V25H204ZM220 26H221V24H220ZM262 26V27H261ZM72 27V26H71ZM70 27V28H71ZM191 27H193V26H191ZM61 28H62V26H61ZM60 28V29H61ZM76 28H78V27H75V29ZM91 28H93V25H92V27ZM194 28V27H193ZM210 28V27H209ZM208 28V29H209ZM219 29H220V27H218ZM222 28V27H221ZM60 29L58 28V30L60 31ZM72 29H74V28H72ZM83 29V28H82ZM99 29H101V27H99ZM114 29V28H113ZM143 29V28H142ZM148 29V28H147ZM198 29V28H197ZM211 29V28H210ZM35 30V31H34ZM57 30V31H58ZM64 30V29H63ZM68 30V29H67ZM92 30H95L94 28L92 29ZM104 30H106V29H104ZM146 30V29H145ZM153 30V29H152ZM184 30H185V28H184ZM221 30V29H220ZM236 30V29H235ZM7 31H9L8 33H7ZM54 32L55 34H54V37H59L60 35H59V32ZM84 31V30H83ZM96 31V30H95ZM94 31V32H95ZM103 31V29H101V32ZM121 31H122V29H121ZM147 31V30H146ZM186 31V30H185ZM225 31V30H224ZM4 32V33H3ZM33 32V33H32ZM61 32H63L62 30H61ZM105 32V31H104ZM103 32V33H104ZM148 32H150V31H148ZM195 32H196V30H195ZM228 32V31H227ZM32 33V34H31ZM41 33V34H40ZM103 33H101L102 35H103ZM190 33V32H189ZM212 33V32H211ZM224 33V32H223ZM63 34V33H62ZM97 34V33H96ZM146 34V37L144 36ZM213 34H214V31H213ZM225 34V33H224ZM232 34V32L230 33V35ZM59 35V36H58ZM98 35V34H97ZM97 35H96V37H97ZM100 35V34H99ZM219 35V34H218ZM233 35V34H232ZM1 36H0V39H1V43H2V41H6V39H5V35H3L2 37H3V39L4 40H2V38H1ZM6 36V37H7ZM10 36V37H9ZM24 36V38H22ZM94 36V35H93ZM116 36H118V38L120 39V42L117 40L116 42H113L111 39H115L116 38ZM210 36V35H209ZM215 36V35H214ZM220 36V35H219ZM227 36L228 35H226V38H227ZM30 37H32L31 38V42L33 41V44H34V41H36L37 42V40H35L34 38H33V36H30ZM53 37V38H54ZM190 37V36H189ZM197 37V36H196ZM221 37V36H220ZM224 37H225V35H224ZM229 37V36H228ZM27 38V39H26ZM117 38V39H118ZM148 38H150V39H148ZM200 38V37H199ZM198 38V39H199ZM202 38V37H201ZM233 39H234V36L232 37ZM24 39V40H23ZM26 39V40H25ZM32 39H34V40H32ZM55 39H57V38H55ZM55 39H54V41H55ZM59 39V38H58ZM61 40H63L62 39V36H61V38H60ZM212 39V38H211ZM213 39H215V37L213 38ZM218 39V38H217ZM257 39H256V41H255V43L254 44H251L253 47H258V49H259V45H255V44H258V43H256L257 42ZM20 40H18L19 41V43L20 44H23V42L22 41H20ZM202 40H204V39H202ZM206 40V39H205ZM210 40V39H209ZM219 40H220V38H219ZM229 40V39H228ZM235 40V39H234ZM238 40H240V39H238ZM8 41V40H7ZM15 41V42H16ZM64 41H66V40H63V42ZM179 41H181V40H179ZM201 41V40H200ZM214 41V40H213ZM216 42H217V40H215ZM221 41H222V38H221ZM227 41V40H226ZM225 41V42H226ZM247 41H249V40H247ZM249 41V42H250ZM9 42V41H8ZM7 42V43H8ZM9 42V43H10ZM50 42H52L51 40H50ZM62 42V41H61ZM91 42V41H90ZM197 42V41H196ZM202 42V41H201ZM204 42V43H203ZM201 44L203 45V47H205L206 45H205V41H203ZM224 42V40H223V43H225ZM237 42H239V41H237ZM242 42V41H241ZM246 42V41H245ZM249 42H246V43H248L249 44ZM253 42H251V43H253ZM0 43V44H1ZM6 43V42H5ZM8 43V44H9ZM18 43V42H17ZM39 42H37V44H38ZM41 43H39V44H41ZM54 43H57V41H55ZM68 43V42H67ZM72 43V42H71ZM183 43V42H182ZM211 43V42H210ZM209 43V44H210ZM222 43V44H223ZM3 44V43H2ZM15 44V43H14ZM39 44H38V46H39ZM51 44V43H50ZM65 45V47H62V48H59L58 47V44H57V46H56V44H55V46H56V48L53 46V48H55V49H57V47L60 49V50H58L59 52H62L63 51V48H67L66 47V43H64ZM69 44H70V42H69ZM68 44V46L69 47H72V46H70V45H74V44H70L69 45ZM196 44V43H195ZM199 44V43H198ZM214 44H215V42H214ZM259 44H262L263 45V47H264V43L262 42V43H260L259 42ZM16 45V44H15ZM29 45H30V47L28 48V47H23V50L25 49V50H27V49H30L31 48V43H29ZM36 45V44H35ZM41 45V46H42ZM52 45V44H51ZM50 45V46H51ZM60 45V44H59ZM102 45H104L103 47H102ZM176 45H177V48H176ZM205 45V46H204ZM213 45V44H212ZM28 46V45H27ZM33 46V45H32ZM37 46V47H38ZM50 46H48V47H50ZM62 46H63V44H62ZM93 46V45H92ZM95 46V45H94ZM195 46V45H194ZM193 46V47H194ZM196 46H201V45H196ZM195 46V47H196ZM207 46H211V45H207ZM207 46H206V48H207ZM214 46V45H213ZM218 46V45H217ZM220 46V45H219ZM218 46V47H219ZM19 47H20V45H18L17 44V47L16 48H18L17 50H15L14 51V53H16V61L18 62V66H17V73L19 72L20 73V68H22V69H24V72H25V74H26V79L25 80H21V79H17V78H14V80L15 81H20V82H22V83H25L26 85V87L28 88V87H30V82H31V80L32 79H34V77L37 75L38 77H39V75L41 74V71H42V69H40V71H39V73L40 74H37L38 72H36V70L39 68V66L40 65H42V64H47L48 66H49V68H48V71H46L45 73H44V71L42 72L43 74L42 75H40V76H43V79H44V81L43 82H45L46 84H48V85H52V86H54V88H59V87H61L62 86V84H59V85H57L56 83L57 82H66V81H62V79H61V75H58L59 74V72H60V70L59 69H57V67H58V65H57V63L55 64V65H51L52 64V61H54V59L51 61L50 60V58L49 57H47L46 56V53H48L49 52V49H47L48 47L46 46V47H44V50H42L41 49V47L39 48V51H37L38 49L37 48H33V49H36L35 51H37L38 52V54H36V52H35V54L36 55H34V53L32 52V50H30V51H28L29 52V54H31V53H33V55H26L25 53L23 54V51L21 52H19ZM247 46H245V48H246ZM21 48V47H20ZM51 48H52V46H51ZM73 49H74V47H72ZM72 48H69L70 50H72ZM188 48V47H187ZM198 48H200V47H198ZM244 48V49H245ZM260 48H262V46L260 45ZM0 49H2V46H1V48ZM61 49H62V51H61ZM76 49V48H75ZM195 49H197V47L195 48ZM201 49V48H200ZM216 48H214L213 49V51L215 50ZM250 49V47H248V50ZM256 49V48H255ZM3 50V52H4V50L5 49H2ZM1 50V51H2ZM22 50V49H21ZM47 50V51H46ZM65 50V49H64ZM70 50H68V51H70ZM197 50H199V49H197ZM197 50L195 51V52H193V51H190V50H188L189 51V55H192V54H197L198 55V53H201V52H203V51H206V49H203V50H199L200 52H197ZM246 50V49H245ZM251 50H252V48L250 49V54H251ZM0 51V54L2 53L4 56H5V53H3V52H1ZM34 51V50H33ZM52 51V50H51ZM53 51H54V49H53ZM56 51V50H55ZM252 51H254V49L252 50ZM262 50L260 49L259 50V52H261ZM264 51V50H263ZM31 52V53H30ZM184 53H186L187 52V50H186V52H185V50L183 51ZM243 51H241L240 53H242ZM248 52V51H247ZM246 51H245V54L247 53ZM248 52V53H249ZM255 52V51H254ZM258 52V50L256 51V53ZM63 53V52H62ZM62 53H60V54H62ZM66 55H67V53L68 52H64ZM62 54V55H64V56H66L65 54ZM70 53V52H69ZM206 52H204V54H205ZM247 53V54H248ZM13 54V53H12ZM71 54V53H70ZM73 54V53H72ZM118 54H120V55H118ZM246 54V55H247ZM7 55V57H9L8 56V54H6ZM188 55V54H187ZM201 55H203V54H201ZM238 55V54H237ZM242 55V57H243V53L241 54ZM246 55H245V57H246ZM253 55L254 56H256V54H254L253 53ZM3 56V57H4ZM14 56V55H13ZM119 56V57H118ZM200 56V55H199ZM198 56V57H199ZM233 56H235V55H233ZM239 56V55H238ZM67 57V56H66ZM111 57V56H110ZM189 57V56H188ZM197 57V56H196ZM241 57V56H240ZM5 58V57H4ZM53 58V57H52ZM51 58V59H52ZM62 58V57H61ZM68 58V57H67ZM88 58V57H87ZM100 58V57H99ZM118 58V59H117ZM138 58V59H137ZM234 58H236V57H233V59L232 58H229V60L231 61V62H233V60H234V62L236 61V60H238V58L235 60ZM3 59V58H2ZM9 59V58H8ZM69 60H71L70 59V55H69V58H68ZM96 59H98V58H96ZM147 59H151V61H146ZM232 59V60H231ZM160 60L162 61V62H160ZM182 60V61H181ZM240 60V59H239ZM238 60V63L240 62ZM0 61H1V59H0ZM68 61V60H67ZM88 61V60H87ZM98 61H100V60H98ZM148 62L147 63V65L146 64H144L143 62ZM188 61V60H187ZM186 61V62H187ZM243 60L241 59V62H242ZM244 61H245V59H244ZM243 61V62H244ZM16 62V63H17ZM47 62H49V63H47ZM65 62V61H64ZM71 62L72 61H70L69 63L71 64ZM227 62V61H226ZM231 62H229V65L227 66V67H230V64H234V63H231ZM240 62V63H241ZM10 63V62H9ZM8 63V60H7V65L9 64ZM67 63V62H66ZM183 63H185V62H183ZM258 63V62H257ZM11 64V63H10ZM13 64H14V62H13ZM61 64H62V62H61ZM63 64H65V63H63ZM89 64V63H88ZM235 64H237V61H236V63ZM260 64H262V63H260ZM259 64V65H260ZM4 65V64H3ZM57 65V66H56ZM68 64H65V66L68 68L69 67V65L67 66ZM71 65H73V64H71ZM86 65V64H85ZM99 65V64H98ZM143 65V66H142ZM207 65V64H206ZM263 65V64H262ZM1 66V65H0ZM6 66V65H5ZM4 66V67H5ZM46 66V65H45ZM48 66H46V67H48ZM64 66V65H63ZM87 66V65H86ZM102 66V65H101ZM185 65L183 64V66H181L182 68L181 69H183V68H185L184 67ZM187 66H189V65H187ZM255 66H256V63H255ZM46 67H44V68H46ZM76 67V66H75ZM116 67V68H115ZM146 67H152V68H154L153 70H156L155 71V75H154V78H151V80L150 81H148V82H144V83H141V81L143 80L142 79V70H144ZM204 67L207 69V68H209V65L208 66H205V64H204ZM203 67V68H204ZM234 67V66H233ZM235 67H236V69H237V66L235 65ZM14 68V67H13ZM59 68V67H58ZM71 68H72V66H71ZM188 68V67H187ZM186 68V70L187 71H185V69H184V72L183 71H181V73H183L184 74V76H185V80L187 79V82H189V83H191V82H196V84L198 83V81H202V80H204V81H206L205 80V78H206V75L208 74V73H205V72H207V71H204V73L203 74H201V75H196V73H197V71L196 72H194V70H196V69H194V70H192V69H187ZM190 68H192V66L190 67ZM223 67H221V70H223L222 69ZM257 68H261V65H260V67L259 66H257ZM56 69H57V71L59 70V72L58 73H56ZM74 69V68H73ZM83 69V68H82ZM81 69V70H82ZM88 69V68H87ZM87 69H85V70H87ZM90 69V68H89ZM228 69H230V68H226V70H225V72L226 71H228V72H226V73H229V71L230 70H228ZM258 69V70H259ZM4 70V69H3ZM2 70V71H3ZM7 70V69H6ZM239 70V68L237 69V71ZM248 70V69H247ZM72 71V70H71ZM71 71H70V68H69V72L71 73ZM75 71V70H74ZM77 71V70H76ZM78 71H80V70H78ZM83 71V70H82ZM175 71V72H174ZM236 71V70H235ZM234 71V72H235ZM241 71V70H240ZM250 71H251V69H250ZM260 71V70H259ZM258 71V73H260ZM5 72V71H4ZM8 72V71H7ZM6 72V73H7ZM85 72V71H84ZM137 72H139L138 74H137ZM149 72V71H148ZM154 72V71H153ZM177 72V73H176ZM199 72V71H198ZM209 72V71H208ZM211 72V71H210ZM213 72V71H212ZM215 72V71H214ZM222 72V71H221ZM234 72H232V73H230V74H233ZM3 73V72H2ZM19 73H18V75H19ZM74 72H72V74H73ZM147 73V72H146ZM180 73V74H181ZM223 73V72H222ZM75 74H77V73H75ZM82 74V73H81ZM182 74V75H183ZM199 74V73H198ZM228 75V74H225V73H223V76L222 77H220V78H223L224 77V75H228V78L229 77H231V75ZM262 74V73H261ZM264 74V73H263ZM262 74V75H263ZM13 75V74H12ZM68 75V74H67ZM67 75H65V76H67ZM146 75V74H145ZM151 75V74H150ZM212 75H214V74H212ZM212 75H210L209 74V76H211V78H212ZM216 75H217V72H216ZM215 75V76H216ZM219 75V74H218ZM217 75V76H218ZM220 75H222V74H220ZM259 76H260V74H258ZM261 75V76H262ZM5 76V75H4ZM36 76V77H37ZM75 76L76 75H74L73 77H74V80H75ZM136 76H138V78L140 79V81H139V83L140 84H137V82H135V80H136ZM148 76V75H147ZM208 76V77H209ZM232 76H234V75H232ZM259 76H257V77H259ZM264 76V75H263ZM63 77V76H62ZM85 77H86V75H85ZM115 77H113V78H115ZM120 77V78H121ZM21 78V77H20ZM80 78V77H79ZM95 78V77H94ZM112 78V79H113ZM121 78V79H122ZM147 78V77H146ZM215 78H217V77H215ZM225 79H226V77H224ZM228 78H227V81H228ZM234 78L235 77H232V78H229V79H233L234 80ZM264 78V77H263ZM2 79V78H1ZM12 79H13V77H12ZM38 79V78H37ZM39 79L41 80L42 78H40L39 77ZM71 79V78H70ZM93 79V78H92ZM120 79V81H123V80H121ZM125 79V80H126ZM213 79V78H212ZM212 79H210V80H212ZM224 79V80H225ZM36 80V79H35ZM69 80V79H68ZM119 79H117V81H118ZM182 80V79H181ZM233 80H229V82L231 83V81H233ZM260 80V79H259ZM76 81V80H75ZM80 81V82H79ZM79 81H77V83H75V85H79V84H82V85H84V86H86V89H87V97H88V99L89 100H91V103L93 102H97V104H94V105H100L103 101H102V99H104V97H109L110 95H108L107 93L108 92H110V89H112L113 87H111L110 89H105V88H103V89H100L99 87H98V83L96 82V81H91L90 79H87V77L83 80V83H82V81L81 80H79ZM112 81V80H111ZM116 81V82H117ZM203 81V82H204ZM213 81V80H212ZM221 81V80H220ZM223 81V80H222ZM2 82V81H1ZM4 82V81H3ZM33 82V81H32ZM36 82V81H35ZM37 82H41V81H37ZM43 82H41L40 84H42V85H44V83ZM70 82H72L71 80H70ZM175 82H176V84H175ZM207 82V81H206ZM209 82V81H208ZM238 82V81H237ZM237 82L236 81H234V85H235V87H236V84H237ZM241 82V81H240ZM260 82H262V81H260ZM5 83V82H4ZM111 83V82H110ZM126 83V82H125ZM125 83H123V84H125ZM128 83V82H127ZM126 83V84H127ZM183 83V82H182ZM219 83V82H218ZM249 83V82H248ZM251 83V82H250ZM253 83V82H252ZM264 83V82H263ZM3 84V83H2ZM1 84V85H2ZM33 84V83H32ZM31 84V85H32ZM65 84V83H64ZM122 84V85H123ZM175 84V86H173ZM179 84V83H178ZM184 84V83H183ZM183 84L181 85L182 87L181 88H183L184 86H183ZM186 84V83H185ZM188 84V83H187ZM242 84V83H241ZM254 84V83H253ZM4 85V84H3ZM10 85V84H9ZM109 85V84H108ZM113 85V84H112ZM190 85V84H189ZM188 85V86H189ZM232 86V85H230V84H227L226 86ZM33 86H34V84H33ZM81 86V85H80ZM80 86H79V88H80ZM99 86H100V84H99ZM111 86V85H110ZM126 86V85H125ZM125 86H123V87H125ZM217 86V85H216ZM216 86H215V88L214 89H216ZM221 86V85H220ZM219 86V87H220ZM228 86V88H230ZM238 86V85H237ZM243 86H244V82H243ZM3 87V86H2ZM7 87V86H6ZM6 87L4 86V88L6 89ZM9 87V86H8ZM22 86H20V88H21ZM26 87H24L23 86V89L24 88H26ZM38 87V86H37ZM37 87H36V89H37ZM66 87V86H65ZM101 88H102V86H100ZM108 87V86H107ZM176 87V88H175ZM180 86L178 85V88H179ZM225 87V86H224ZM242 87V86H241ZM4 88H2L3 90H4ZM19 88V89H20ZM39 88V87H38ZM69 88V87H68ZM73 88H75V87H73ZM78 88V87H77ZM118 88V87H117ZM135 88V87H134ZM137 88V87H136ZM173 88H175V89H173ZM18 89V88H17ZM22 89V88H21ZM43 88H39L38 90H37V99H31L30 100V98L31 97H33L34 98V96L36 97V94L34 95V94H32V93H30L31 95H34V96H31L29 93V95H30V97H28L27 95H26V93L27 92H25L24 90H23V92H25V95L27 96L26 97V99L27 98H29V100H28V102L30 101V103H32V104H34L35 106H33L32 108H30V109H33L34 107H36V103H38V102H41L42 103V101H38L39 99L41 100V98H40V96H41V94H42V90ZM53 89V88H52ZM85 89V88H84ZM84 89H82V90H84ZM116 89V88H115ZM119 89V88H118ZM118 89L115 91V93L118 91ZM123 90L122 91H124V88H122ZM125 89H127V88H125ZM129 89H131V88H129ZM173 89V90H172ZM180 89V88H179ZM188 89V88H187ZM192 88H190V90H191ZM220 89V88H219ZM218 89V90H219ZM224 89V88H223ZM235 88H233V90H234ZM240 89V88H239ZM70 90V89H69ZM181 90V89H180ZM195 90H197V89H195ZM213 90V89H212ZM211 89H210V91H212ZM231 90H232V87H231ZM232 90V91H233ZM242 90V89H241ZM2 91V90H1ZM10 91V90H9ZM30 92L32 91V90H29ZM74 91V90H73ZM78 91H80V89H78ZM76 92V93H80V92ZM85 91V90H84ZM179 91V90H178ZM182 91H184V89L182 90ZM188 91V90H187ZM192 91V90H191ZM207 91V90H206ZM206 91H199V90H197V91H193V92H191L190 94L189 93H187V94H189V96L191 95V97H193V100L195 99H198L199 98V96L198 95H200V94H202V92H204V93H206ZM215 91H217V90H215ZM221 91H223V90H221ZM235 91V90H234ZM233 91V92H234ZM236 93H238V88L236 89ZM244 91V90H243ZM248 91V90H247ZM263 91V90H262ZM22 92V91H21ZM44 92V91H43ZM65 92V91H64ZM67 92V91H66ZM119 92H120V90H119ZM125 92V91H124ZM135 92H137V91H135ZM159 92V91H158ZM161 93H162V91H160ZM159 92V93H160ZM180 92V91H179ZM179 92H177V93H179ZM214 92V91H213ZM219 91H217V93H218ZM240 92V91H239ZM246 92V91H245ZM248 92H250V91H248ZM50 93V92H49ZM58 92H56V94H57ZM112 93H114L113 91H112ZM111 93V94H112ZM186 93V92H185ZM211 93V92H210ZM209 93V94H210ZM216 93V92H215ZM214 93V94H215ZM220 93V92H219ZM219 93L218 94H216V95H218L219 96ZM223 93V92H222ZM222 93H220V95L222 94ZM236 93H233L234 95L236 94ZM261 93V92H260ZM46 94V93H45ZM52 94V93H51ZM61 93H58V95H60ZM106 94L108 95V96H106ZM241 94V93H240ZM245 94V93H244ZM247 94V93H246ZM251 94V93H250ZM57 95V96H58ZM63 95V94H62ZM75 95V94H74ZM80 95V94H79ZM113 96H114V94H112ZM115 95H117V96H115V97H118V95H119V93L117 92V94H115ZM121 95V94H120ZM159 95V94H158ZM162 95H164V94H162ZM174 95H176V94H174ZM179 95V94H178ZM178 95L176 96V97H178ZM181 95H183V94H181ZM180 95V96H181ZM212 95V94H211ZM237 95V94H236ZM257 95H259V93L257 94ZM261 95V94H260ZM47 96V95H46ZM46 96H44V98H46ZM71 96V95H70ZM75 96H77V95H75ZM82 97H84L83 96V94L81 95ZM112 96V97H113ZM188 96V95H187ZM241 96V95H240ZM239 96V97H240ZM246 96V95H245ZM245 96H244V99H245ZM79 97V96H78ZM139 97V96H138ZM143 97V96H142ZM141 97V98H142ZM183 97V96H182ZM185 97H186V95H185ZM216 98H217V96H215ZM39 98V99H38ZM48 98V97H47ZM54 98H55V96H54ZM67 98V97H66ZM72 101H73V95H72ZM76 98V97H75ZM110 98V100L112 99L111 98V96L109 97ZM154 98H156V97H154ZM157 98H159V97H157ZM156 98V99H157ZM161 98V97H160ZM178 98H180V97H178ZM177 98V99H178ZM212 98H213V96H212ZM219 98H220V96H219ZM243 98V97H242ZM248 98H249V96H248ZM9 99V98H8ZM23 99V98H22ZM51 99V98H50ZM87 99V100H88ZM155 99V100H156ZM168 98H166V97H164V100H167ZM176 99V101H178ZM15 100V99H14ZM19 100V99H18ZM21 100V99H20ZM54 100V99H53ZM57 100H59V98L57 99ZM66 100V99H65ZM68 101H70L69 99H67ZM82 100H84V99H82ZM88 100V101H89ZM123 100H124V98H123ZM139 100V99H138ZM146 100V99H145ZM144 100V101H145ZM150 100V99H149ZM154 100V101H155ZM161 100H162V98H161ZM191 99H189V101H190ZM193 100H191V101H193ZM194 100V101H195ZM246 101H248L247 99H245ZM48 101V100H47ZM51 101V104H53L52 103V100H50ZM55 101V100H54ZM53 101V102H54ZM148 101V100H147ZM157 101V100H156ZM155 101V102H156ZM170 101V100H169ZM181 101H183V100H181ZM215 101V100H214ZM213 101V102H214ZM240 101V100H239ZM19 102V101H18ZM34 102V103H33ZM56 102H58V101H56ZM66 102V101H65ZM85 102V101H84ZM107 102H108V100H107ZM129 102V101H128ZM127 102V103H128ZM217 101H215V103H213L214 104V106H216L218 103V105H220V107L219 108H222V109H224V107L226 106L227 107V105H228V107H229V104H227V105H225L224 103H222V105L220 104V102H218V103H216ZM244 102V101H243ZM249 102H251V100L249 101ZM29 103V104H30ZM61 103V102H60ZM89 103V102H88ZM93 103H92V107H93ZM104 103V102H103ZM102 103V104H103ZM121 103H122V101H121ZM132 103H135V102H132ZM158 103V102H157ZM162 103H163V101L161 102V105H162ZM173 103V102H172ZM181 103H184V102H181ZM200 103V101H198V104ZM241 103V102H240ZM240 103H237V105L238 104H240ZM40 104V103H39ZM50 104V105H51ZM66 104H68L67 102H66ZM119 104V103H118ZM128 104H130V102L128 103ZM170 104H171V102H170ZM169 104V105H170ZM190 104V103H189ZM192 105V107L190 106V108H189V110H194L195 112H196V109L194 108L193 109V107L195 106L196 108H198L197 109V111L200 109L199 107L200 106H202V109H203V107H204V111H205V113L202 115V117H200V119L197 121V120H193L194 121V123H195V121L196 122H203V121H207L206 120V117H208L209 116V118H207V119H209L210 121L212 120L213 121V123L215 122L214 120H217L218 121V117L221 115V117H222V115H224L223 114V112L221 113L220 111L222 110H220V109H213V104L211 103V104H205L204 103V105H200L199 104V106L197 105V103L193 106V104H194V102L193 103H191ZM203 104V103H202ZM246 105L248 104V102L247 103H245ZM11 105V104H10ZM45 105H47V103H45ZM45 105H44V108H46L45 107ZM49 105V104H48ZM47 105V106H48ZM54 105V104H53ZM63 105H64V103H63ZM84 105H85V103H84ZM91 105V104H90ZM132 106H133V104H131ZM153 105V104H152ZM168 105V106H169ZM224 105V107H221V106H223ZM249 105V104H248ZM248 105H247V107H248ZM252 106H253V104H251ZM42 106V105H41ZM58 106V105H57ZM80 106V105H79ZM86 106H87V104H86ZM107 106V105H106ZM112 106V105H111ZM132 106H131V108H132ZM165 106H166V103H165ZM198 106V107H197ZM217 106H216V108H217ZM231 106V105H230ZM233 106V105H232ZM232 106L231 107H229V108H232ZM8 107V106H7ZM48 107H50V106H48ZM68 107H70V106H68ZM67 107V109H69ZM84 107V106H83ZM161 107V106H160ZM164 107V106H163ZM227 107V108H228ZM236 107V106H235ZM254 107V106H253ZM37 108H39V107H37ZM42 108V107H41ZM44 108H42V110L44 109ZM71 108V107H70ZM82 108V107H81ZM86 108V107H85ZM91 108V107H90ZM112 108V107H111ZM159 108V107H158ZM166 108V107H165ZM14 109V108H13ZM35 109V108H34ZM33 109V110H34ZM49 109V108H48ZM47 108L45 109V110H48ZM54 109V108H53ZM83 109V108H82ZM128 109V108H127ZM167 109V108H166ZM249 109H250V105H249ZM249 109H248V111H249ZM255 109V108H254ZM253 109V110H254ZM32 110V111H33ZM42 110H41V114H42ZM158 110H160V109H158ZM162 110H163V108H162ZM187 110H188V108H187ZM220 110V111H219ZM9 111H10V109H9ZM35 111V110H34ZM38 112H39V110H37ZM54 111V110H53ZM73 111V110H72ZM78 111H79V109H78ZM134 111V110H133ZM136 111V110H135ZM208 111V112H207ZM223 111V110H222ZM246 111H247V109H246ZM71 112V111H70ZM129 112L130 111H127L126 112V114H127V116H128V114H129ZM159 112H161V111H159ZM159 112H157L156 114H153L151 117L152 118H161V113L159 114ZM168 112V111H167ZM186 112H188V111H186ZM251 112H253V111H251ZM34 113V112H33ZM47 113H51V114H49L50 116L52 115L53 116V114H54V116H53V118H60L61 117V119L62 118H65L66 116L65 115H63V113L64 112H62V111H54V112H47ZM84 113H85V111H84ZM91 113H93V112H91ZM112 113V112H111ZM190 113V115L191 114H193L192 112H189ZM188 113V114H189ZM208 113V116H206V114ZM247 113V112H246ZM5 114V112L3 111V112H0V115H4ZM13 114V113H12ZM65 114V113H64ZM252 114V113H251ZM6 115V114H5ZM20 115V114H19ZM70 115V114H69ZM68 115V117H70ZM72 115V114H71ZM90 115V114H89ZM92 115V114H91ZM106 115V114H105ZM51 116V117H52ZM117 116V115H116ZM225 116V115H224ZM244 116V115H243ZM242 116V117H243ZM254 116V115H253ZM252 115H251V118L253 117ZM31 117V116H30ZM41 117V116H40ZM40 117H39V119H40ZM42 117L43 118H46V116H44L43 114H42ZM83 117V116H82ZM92 117H93V115H92ZM122 117V116H121ZM245 117V116H244ZM7 118H8V116H7ZM10 118V117H9ZM17 118H19V117H17ZM67 118V117H66ZM77 118V117H76ZM84 118H85V116H84ZM97 118V117H96ZM113 118H114V116H113ZM247 118V117H246ZM31 119H32V117H31ZM31 119H30V121H31ZM38 119V118H37ZM56 119V120H57ZM69 119V118H68ZM74 119V118H73ZM147 119V118H146ZM162 119V118H161ZM222 119H224L223 117H222ZM236 119H239V118H236ZM242 119V118H241ZM241 119H239L240 121H241ZM249 119V118H248ZM18 120V119H17ZM79 120V119H78ZM85 121H86V119H84ZM208 120V121H209ZM250 120V119H249ZM37 121V120H36ZM42 121V120H41ZM47 121V120H46ZM52 121H54V120H52ZM58 121H60V120H58ZM70 121V120H69ZM73 121V120H72ZM95 121V120H94ZM111 121V120H110ZM156 122H157V120H155ZM159 121V120H158ZM162 121H164V119H162ZM226 121V120H225ZM243 121V120H242ZM35 122V121H34ZM61 122V121H60ZM63 122V121H62ZM88 122V121H87ZM97 122V121H96ZM235 122V121H234ZM248 122V121H247ZM251 122V121H250ZM258 122H260V121H258ZM263 122H264V120H263ZM16 123V122H15ZM28 123H30V122H28ZM37 123V122H36ZM45 123V122H44ZM49 123V122H48ZM64 123V122H63ZM62 123V124H63ZM67 123V122H66ZM115 123V122H114ZM204 123V122H203ZM222 123V122H221ZM238 123V122H237ZM246 123V122H245ZM17 124V123H16ZM38 124V123H37ZM56 124H58V123H56ZM86 124V123H85ZM198 124V123H197ZM211 124H212V122H211ZM217 124V123H216ZM220 124V123H219ZM242 124V123H241ZM257 124V123H256ZM32 125V124H31ZM34 125V124H33ZM36 125V124H35ZM40 125V124H39ZM42 125V124H41ZM78 125V124H77ZM125 125H127L128 127H130L131 129L132 128H135L134 127V123L133 122H130V121H128V120H125ZM204 125V124H203ZM209 125V124H208ZM245 125H247L248 127H246L245 129L247 130L249 127H250V124L248 125V123H246ZM245 125H244V121H243V124H242V126L243 127H245ZM257 125H259V123L257 124ZM61 126V125H60ZM59 126V127H60ZM63 126V125H62ZM67 126V125H66ZM81 125L79 124V127H80ZM94 126V125H93ZM108 126V125H107ZM155 126H156V124H155ZM196 126H199V124L198 125H196ZM211 126V125H210ZM219 126V125H218ZM252 126V125H251ZM21 127V126H20ZM32 127V126H31ZM42 127V126H41ZM47 127H48V125H47ZM82 127H84V126H82ZM158 127V126H157ZM163 127L164 128H168V126L167 125H163V126H161V127H159L160 129H154V130H152L151 131V129H144L143 131H142V128H141V126H140V124H139V126H138V128H137V131L135 130V132H136V135H138L139 137H142V134H144V133H147V134H149V135H157V134H161V133H163ZM262 127H263V125H262ZM261 127V128H262ZM34 128V127H33ZM87 128V127H86ZM252 128H255V127H252ZM259 128H260V126H259ZM259 128L257 129V130H259ZM62 129V128H61ZM63 129H65L64 127H63ZM104 129V128H103ZM102 129V130H103ZM200 129V128H199ZM251 129V128H250ZM256 129V128H255ZM255 129H253V130H255ZM25 130V129H24ZM31 130V129H30ZM33 130V129H32ZM47 130V129H46ZM67 130V129H66ZM79 130H81V129H78L77 130V132L79 131ZM221 130L223 131V127H221ZM36 131V130H35ZM52 131V130H51ZM60 131V130H59ZM64 131V130H63ZM62 131V132H63ZM92 131V130H91ZM109 131V130H108ZM111 131V130H110ZM211 131V134H212V132H214V134L215 135H217L218 133H216V132H222V131H220L218 128H216L215 130H213V129H211L210 130ZM209 131V132H210ZM19 132V129L18 128H15V127H10L9 129H7V132L6 133H8V135H6V133L5 134H3V133H1V134H3V136L4 137H10L11 135H14V133H18ZM23 132V131H22ZM27 132V131H26ZM48 132V131H47ZM76 132V131H75ZM74 132V133H75ZM80 132V131H79ZM78 132V133H79ZM113 132V131H112ZM236 132V130L234 131V133ZM249 132V131H248ZM254 133L256 132V131H253ZM24 133H25V131H24ZM32 133V132H31ZM35 133V132H34ZM78 133H76V134H78ZM86 133H87V131H86ZM100 133V132H99ZM107 133V132H106ZM116 133V132H115ZM223 133L224 134H226V136L225 137H227V133H228V135H229V137H230V134H231V137H230V139L231 138H233V135L234 136H236L234 133H233V129L232 130H230V131H223ZM240 133V132H239ZM264 133V132H263ZM36 134H38V133H36ZM59 134V133H58ZM65 134H66V132H65ZM70 134H72L71 132H70ZM79 134H81V132L79 133ZM103 134V133H102ZM220 134V133H219ZM224 134H220L219 136H222L223 137V139L225 140V137H224ZM256 134V133H255ZM20 137H22V135H21V133L19 132V134H18ZM29 135V134H28ZM83 134H81L80 136H82ZM99 135V134H98ZM97 135V136H98ZM127 135V134H126ZM135 135V136H136ZM240 135V134H239ZM247 135H249V134H247ZM247 135H246V140H245V142L247 143V141H249V142H251L249 139H247ZM258 135V134H257ZM259 135H260V133H259ZM258 135V136H259ZM264 135V134H263ZM262 135V136H263ZM31 136V135H30ZM38 136V135H37ZM65 136V135H64ZM69 136V135H68ZM68 136L66 135V137L68 138ZM111 136V135H110ZM131 136H133V135H131ZM130 136V140H131V137ZM165 136V135H164ZM253 136H254V134H253ZM261 136V135H260ZM259 136V139L261 138ZM12 137V136H11ZM15 137V136H14ZM24 137H25V135H24ZM24 137H22V138H24ZM90 137V136H89ZM123 137H124V135H123ZM126 137V136H125ZM139 137H137V139H139ZM194 137V136H193ZM213 137H214V135H213ZM216 137H218V136H216ZM240 138L241 137H245V136H243V135H241V136H239ZM252 137V135L250 134V137L248 136V138H250V139H252L251 138ZM6 138H3L2 137V135H1V137H0V150H4L5 151V153L3 152V151H0V247L3 245V244H5L6 246H7V250H8V252L10 251V250H13V248L15 247V244H17L16 243V240H15V233H16V231L14 230V229H16L17 230V228L20 226V228L22 227V223H26V222H20V220H23V219H25L23 216H24V214H25V216H27L26 215V213H27V209H29L28 208V206L30 207V205H28V206H26L27 204L25 203V202H27L28 200V202H31V200L30 199H33V198H35V197H33V195H31V193H29L28 191H27V193H24L23 191H21V190H24V189H27L28 187L30 188V186H32L33 185V183H32V185H28L26 188H25V186H24V183H27L29 180H32V179H27L28 177H30L31 175L29 174V173H31V172H29V169L27 170V168L30 166L31 167V165L33 164V161H34V158L32 157V156H30V154H29V156H27V155H25L24 154V152H25V148H27L28 146H29V141L26 143L27 145H22V147H23V149L21 148V149H14L15 148V144L13 143V140H7ZM36 138V137H35ZM82 138H84V137H82ZM128 138V137H127ZM155 138V137H154ZM228 138V137H227ZM226 138V139H227ZM254 138H257L256 137V135L254 136ZM262 138H264V137H262ZM260 139V140H264V139ZM13 139V138H12ZM40 139V138H39ZM85 139H86V137H85ZM88 139V138H87ZM86 139V140H87ZM164 139V138H163ZM218 139V138H217ZM220 139V140H219ZM218 139V141H223V139H221V138H219ZM230 139H227L229 142H230ZM235 137L232 139V140H234V142L236 143V141H235ZM242 139V138H241ZM30 140V139H29ZM33 140V142H35L34 141V139H32ZM62 140V139H61ZM60 140V141H61ZM65 140V139H64ZM69 140V139H68ZM86 140H84V141H86ZM91 140H95V141H97L94 145H96V144H98V142H100V144H101V141H99V139H95L94 137H93V139H90V141ZM100 140H104V139H100ZM107 140H109V139H107ZM129 139H123L122 138V142H120V144H121V147H123L124 149H122V150H124L128 155L127 156H129V157H132V158H136V157H140V158H142V155L144 156V158L146 157V155L148 154V153H146V152H148V149L145 151V149L141 146V147H138V145L135 143V142H132V140L130 141ZM210 140H212V142L210 143V144H205V139H204V143L202 144L201 143V145H202V147L200 146H198L199 147V149L200 148H202V150H205L206 149V151H207V149H211L212 151H213V149H214V147H216V146H218V148H219V146H220V143L219 142H215V141H213V138L211 139L210 138ZM215 140H216V138H215ZM243 140V139H242ZM256 140V139H255ZM258 140V139H257ZM164 141V140H163ZM217 141V140H216ZM86 142H88L89 143V141L87 140ZM93 142V141H92ZM92 142H90L91 144H92ZM102 142H104V141H102ZM206 142H208V139H207V141ZM240 140L238 141V143L237 144H234V145H236L235 147H237V145L238 144H240L241 145V148H242V146L244 147H248L249 148V150H250V148H252L251 147V145L250 146H248V144H246V145H242L241 143H243L242 141L240 142ZM252 142H255L254 144H256V143H258L259 142V140L256 142V141H254V139H253V141ZM263 143H264V141H262ZM62 143V142H61ZM90 143H89V145H90ZM260 143V142H259ZM21 144V143H20ZM63 144H64V142H63ZM104 144V143H103ZM205 144V145H204ZM223 144V143H222ZM243 144H245V143H243ZM251 144V143H250ZM19 145V144H18ZM33 145V144H32ZM224 145H226V144H224ZM240 145L238 146V148L236 149L234 146H232V143H230V147L229 148H232L233 150L235 149V150H237L238 151V149L240 148ZM258 145V144H257ZM261 145H262V147L264 146L262 143H261ZM31 146V145H30ZM28 147V150H30V148L32 149V146L31 147ZM53 146V145H52ZM64 146H66V145H64ZM63 146V147H64ZM70 146H72V145H70ZM77 146V145H76ZM91 146V145H90ZM117 146V145H116ZM232 146V147H231ZM252 146H253V144H252ZM20 147V146H19ZM25 147V148H24ZM203 147H204V149H203ZM224 147V146H223ZM225 147H227V145L225 146ZM234 147V148H233ZM244 147V150L246 151V148ZM254 147V146H253ZM5 148V149H4ZM221 148V147H220ZM261 149V147L260 148H258V147H254V149L252 148V151L250 150V152H253V155H256V156H258L259 157V154H260V152H259V154L258 153H256V154H254L255 152L253 151V150H257V149ZM40 149V148H39ZM60 149H63V148H60ZM75 149V148H74ZM114 149H115V147H114ZM232 149L230 150V149H227L228 151L230 150V151H232ZM78 150V149H77ZM93 150V149H92ZM108 150H111L110 148L109 149H107V151ZM112 150H113V148H112ZM195 150H197V148L195 149ZM202 150L201 151H197L196 153L195 152H192V153H195L196 154V156H197V154L198 153H200V152H202ZM248 150V149H247ZM262 150V149H261ZM261 150H259V151H261ZM31 151V150H30ZM29 151V152H30ZM43 151V150H42ZM61 151H63V150H61ZM106 151V152H107ZM116 151V150H115ZM115 151H114V153H115ZM227 151V152H228ZM242 152H243V149L241 150ZM60 152V151H59ZM90 152V151H89ZM105 152V151H104ZM144 152V153H143ZM191 152H188V153H186V154H184V155H182V156H179L178 155V159H177V156H176V158L175 159H177V160H174V161H172L173 163H171V164H173V165H175L176 166V168L179 170V168L181 167L180 165L182 164L181 162L182 161H185V158H189L190 156H192V153ZM226 152V153H227ZM247 152V151H246ZM246 152H244L245 154L243 155V156H245L246 155ZM249 152V151H248ZM94 153V152H93ZM111 153H113V152H111ZM120 153V152H119ZM207 153H211L210 152V150H208V152ZM230 153H232V152H230ZM234 153L236 154V151H234ZM238 153H240L239 151H238ZM263 153V152H262ZM262 153H261V156H263V157H261V158H259V160H263L264 161V155H262ZM59 154V153H58ZM102 154V153H101ZM125 154V153H124ZM206 154V152H204V155ZM227 154H229V153H227ZM241 154V153H240ZM251 154V153H250ZM264 154V153H263ZM44 155V154H43ZM87 155V154H86ZM89 155H91V154H89ZM108 155V154H107ZM113 155V154H112ZM116 156H117V154H115ZM126 155V154H125ZM202 155H203V153H202ZM202 155L201 156H199L200 158L202 157ZM208 155V154H207ZM242 155V154H241ZM249 154H247V156H248ZM251 156L252 158H254V156ZM63 156V155H62ZM71 156H72V154H71ZM93 156V155H92ZM111 156V155H110ZM4 157H6V160L4 161ZM36 157V156H35ZM43 157V156H42ZM75 156H73L72 158H74ZM96 158H97V156H95ZM107 157V156H106ZM112 157V156H111ZM115 156H113V158H114ZM126 157V156H125ZM205 157V156H204ZM250 157V159H252ZM76 158V157H75ZM96 158H94V159H96ZM199 158V159H200ZM240 160H241V157H238ZM256 158V157H255ZM254 158V159H255ZM40 159V158H39ZM203 159V158H202ZM228 159H231V158H228ZM237 158H235V159H233V162H235L234 160H236ZM238 159V160H239ZM243 159H244V157H243ZM247 159V158H246ZM76 160V159H75ZM134 160V159H133ZM80 161V160H79ZM90 160H86L85 161V165H87L86 164V162H89ZM94 160H92V162H93ZM225 161V160H224ZM252 161V160H251ZM262 161V162H263ZM82 162V161H81ZM230 162H232V160H230ZM232 162V163H233ZM238 163H239V161H237ZM236 162V163H237ZM241 162V161H240ZM170 163V162H169ZM181 163V164H180ZM226 163L227 164H225V165H227L228 167H230V164H228V160L226 161ZM237 163V164H238ZM94 164V163H93ZM121 164V163H120ZM135 164H137V163H135ZM139 164L141 165V168H142V163H140L139 162ZM171 164H168V165H171ZM180 164V165H179ZM223 163L221 162V165H222ZM89 165V164H88ZM116 165V164H115ZM124 165V164H123ZM126 165H128V164H126ZM158 165V164H157ZM232 165V164H231ZM233 165H234V163H233ZM137 166H139V165H137ZM161 166V165H160ZM172 166V165H171ZM178 166H180L179 168H178ZM236 166V165H235ZM239 166H240V164H239ZM53 167V166H52ZM107 167V166H106ZM111 167V166H110ZM121 167H122V165H121ZM126 167V166H125ZM135 167V166H134ZM158 167V166H157ZM165 167V166H164ZM164 167H161L162 169L164 168ZM168 166L166 165V168H167ZM173 167V166H172ZM231 167H234V166H231ZM231 167H230V169H231ZM244 167V166H243ZM32 168V167H31ZM48 168V167H47ZM114 168V167H113ZM112 168V169H113ZM136 168V167H135ZM170 168V167H169ZM175 168V167H174ZM175 168V170H177ZM236 167H234L233 168V170L235 169ZM86 169H87V166H86ZM140 169V168H139ZM159 171H158V170ZM156 170L157 171H155L153 168H151V172H153V171H155V173L154 174H156V173H160V169H159V167L157 168ZM168 169V168H167ZM166 169V170H167ZM259 169V168H258ZM11 170V174H6V172H8V171H10ZM95 170H96V168H95ZM264 170V169H263ZM37 171V170H36ZM108 171V170H107ZM115 171V170H114ZM125 171V170H124ZM234 171H236V169L234 170ZM259 171H261V169L259 170ZM105 172V171H104ZM135 173H136V171H134ZM139 172H141V169H140V171ZM147 172V171H146ZM163 172V171H162ZM255 172V171H254ZM257 172V171H256ZM261 172H264V171H261ZM260 172V173H261ZM54 173V172H53ZM53 173H51V174H53ZM110 173V172H109ZM112 173V172H111ZM117 173V172H116ZM125 173V172H124ZM159 173H158V176L160 177V175H162V174H160L159 175ZM253 173V172H252ZM251 173V174H252ZM103 174H106V173H103ZM123 174V173H122ZM121 174V175H122ZM29 175V176H28ZM41 175V174H40ZM44 175V174H43ZM102 175V174H101ZM107 175V174H106ZM120 175V176H121ZM141 175H142V173H141ZM36 176H37V174H36ZM51 176V175H50ZM91 176V175H90ZM157 176V177H158ZM41 177V176H40ZM108 177V176H107ZM107 177H105L106 179H107ZM112 177V176H111ZM111 177H109L108 179H107V182H111L112 181V178ZM198 177V176H197ZM31 178H32V176H31ZM45 178V177H44ZM113 178H114V176H113ZM116 178H117V176H116ZM115 178V180H117ZM161 178V177H160ZM164 178V177H163ZM264 178V177H263ZM37 179H39V178H37ZM120 179V178H119ZM118 179V180H119ZM165 179V178H164ZM201 179V178H200ZM41 181V180H40ZM93 181H94V179H93ZM34 182V181H33ZM46 182V181H45ZM113 182H114V180H113ZM121 182V181H120ZM123 182V181H122ZM164 182H165V180H164ZM163 182V183H164ZM203 181H201V183H202ZM17 183H21V185L20 184H18V186H16L15 184H17ZM28 183H30V181L28 182ZM30 183V184H31ZM115 184L116 183H119V182H114ZM114 183H112V184H114ZM186 183V182H185ZM169 184V181L167 182V185ZM197 184V183H196ZM199 184V183H198ZM198 184H197V186H198ZM19 185L21 186V188L19 187ZM34 185H35V183H34ZM39 185V184H38ZM38 185H37V187H38ZM46 185V184H45ZM49 185H50V183H49ZM52 185V184H51ZM51 185L49 186V187H51ZM123 185V184H122ZM189 185V184H188ZM201 185V184H200ZM207 185V184H206ZM210 185H212V184H210ZM13 186H16V187H19L20 188V190H19V188H16L15 187V189L16 190H14V187ZM24 188H23V187ZM46 186H48V185H46ZM105 186V185H104ZM115 188H116V186L115 185H113ZM164 186V185H163ZM162 186V187H163ZM184 186L186 187V185L184 184ZM196 186V187H197ZM202 186V185H201ZM200 186V187H201ZM203 186H205V185H203ZM208 186V185H207ZM53 187V186H52ZM110 187H112L111 185H110ZM114 187H112L113 189H114ZM137 187H139V186H137ZM141 187V186H140ZM155 188L157 187V188H159L158 186H154ZM189 187V186H188ZM208 187H210V188H214V189H216L215 187H217L216 185H215V187H211V186H208ZM208 187H206L205 186V188L203 187V189L200 191V189L197 187V188H195L194 187V185L192 186L191 185V187H190V189H192L193 188V193L195 194V193H197L198 191L201 193L202 191H204V190H208ZM23 188V189H22ZM28 188V189H29ZM33 190H35L34 189V187H31ZM35 188H36V185H35ZM40 188V187H39ZM42 188V187H41ZM40 188V189H41ZM45 188V187H44ZM55 188V187H54ZM62 188H64V187H62ZM121 188V187H120ZM123 188V187H122ZM164 188H165V186H164ZM202 188V187H201ZM31 189V190H32ZM49 189V188H48ZM53 189V188H52ZM109 189V188H108ZM138 189V188H137ZM153 189V188H152ZM197 189H199V190H197ZM217 189H218V187H217ZM30 190V189H29ZM32 190V191H33ZM159 190H160V188H159ZM196 190H197V192H196ZM210 190V189H209ZM220 190V189H219ZM15 191V192H14ZM19 191H21V192H18ZM25 191V190H24ZM31 191V192H32ZM39 191V190H38ZM46 190H44V192H45ZM60 191H62L61 189H60ZM95 191V190H94ZM111 191V190H110ZM153 191L155 192V190L153 189ZM167 191V190H166ZM215 191V190H214ZM17 192V194H15ZM48 192V191H47ZM51 192V191H50ZM63 192V191H62ZM97 192V191H96ZM108 192V191H107ZM150 192H152L151 190H150ZM190 192V191H189ZM199 192L197 193V195L199 194ZM22 193H24L25 195L27 194L28 196L26 197H22V196H19V195H22ZM36 192L34 191V194H35ZM38 193V192H37ZM40 193V192H39ZM38 193V194H39ZM46 193V192H45ZM60 193V192H59ZM91 193V192H90ZM92 193H94V192H92ZM110 193H112V192H110ZM114 193V192H113ZM117 193H119V192H117ZM124 193V192H123ZM155 193H157V192H155ZM158 193H160L161 194V191L160 192H158ZM192 193V192H191ZM214 193H216V191L214 192ZM219 193H220V191H219ZM258 193H262L261 191L260 192H258ZM33 194V193H32ZM38 194H36V197H37V195ZM53 194H54V197H56L55 199H57V195H55V192L54 193H52V196H53ZM142 194V193H141ZM153 194V193H152ZM18 195V196H17ZM48 195V194H47ZM59 196H61L60 194H58ZM85 195H89L88 193L87 194H85ZM148 195V194H147ZM191 196H193L192 194H190ZM234 195V194H233ZM233 195H231V197H233L234 198V196ZM259 195V194H258ZM262 195H264V192H263V194H261L260 195V198H261V196ZM51 196V195H50ZM77 196V195H76ZM115 196V195H114ZM114 196H113V198H114ZM122 196H124V195H122ZM121 196V197H122ZM126 196V195H125ZM152 196V195H151ZM217 196H218V194H217ZM219 196H221V195H219ZM218 196V197H219ZM223 196V195H222ZM228 196V195H227ZM79 197V196H78ZM225 197V196H224ZM230 197V194H229V198H231ZM264 197V196H263ZM39 198V197H38ZM59 198V197H58ZM152 198H153V196H152ZM151 198V199H152ZM220 199H218L217 201H216V205H221V206H224V207H227L228 208V210L229 211H232V213H236L235 212V207L233 206V204L235 205V203H233L234 201H232V200H221V197H219ZM228 198V197H227ZM39 199H42V198H39ZM111 199V198H110ZM115 199V198H114ZM120 199V198H119ZM154 199V198H153ZM156 199V198H155ZM222 199H223V197H222ZM235 199V198H234ZM233 199V200H234ZM262 199V198H261ZM260 199V200H261ZM21 200H23L22 202H23V204L25 203V206L23 205V204H21L20 206H24L25 208H26V210H23L24 208L23 207H20L22 210H21V213L23 214L22 215V217H23V219H20V211L19 210H17V208H19L18 206H19V203H18V201L20 202ZM25 200V201H24ZM27 200V201H26ZM34 201H35V199H33ZM37 200L38 199H36V204L38 203L39 204V202H37ZM48 200H49V197H48ZM51 200H53V197H52V199ZM61 200V199H60ZM116 200H117V197H116ZM157 200V199H156ZM215 200V199H214ZM220 200V201H219ZM237 200V199H236ZM240 200V199H239ZM238 200V201H239ZM259 200V201H260ZM34 201H32L31 203H32V206H38L39 207V205L37 204V205H35V203H34ZM39 201V200H38ZM41 201V200H40ZM44 200H42L41 202H43ZM101 201V200H100ZM100 201H98V202H100ZM112 201V200H111ZM124 201V202H123ZM122 201V203L123 204H125V202H127L126 200H123ZM163 201V200H162ZM172 201V200H171ZM182 201V200H181ZM180 201V202H181ZM185 201V200H184ZM183 201V202H184ZM192 201V200H191ZM238 201H236V202H238ZM242 201V200H241ZM264 201V200H263ZM27 202V203H28ZM106 202V201H105ZM108 202V201H107ZM118 202V201H117ZM155 202V201H154ZM164 202H166V201H164ZM167 202H169V201H167ZM176 202V201H175ZM174 202V203H175ZM177 202H178V200H177ZM188 202V201H187ZM215 202V201H214ZM214 202H212L213 204H215ZM240 202V201H239ZM238 202V203H239ZM251 202V205H252V201H250ZM262 202V201H261ZM31 203H29V204H31ZM44 203H45V201H44ZM70 203H73L72 201L70 202ZM102 203V201L100 202V204ZM158 203V202H157ZM159 203H160V201H159ZM192 203H194V200L192 201ZM195 203H197V206H198V209L201 207L200 206V202L198 203V202H195ZM241 203V202H240ZM244 204H247V203H249V202H247V203H245V202H243ZM243 203L242 204H239V205H237V206H239V209H247L248 207L246 206V205H243ZM258 203V202H257ZM61 204H62V202H61ZM60 204V205H61ZM104 204V203H103ZM141 204H143V203H141ZM139 205V211L141 210V206L142 205ZM155 204V203H154ZM165 204V203H164ZM187 204H189V206H190V204L191 203H187ZM186 204V205H187ZM199 204V205H198ZM232 204V205H231ZM259 204H260V202H259ZM41 205H42V203H41ZM45 204H43V206H44ZM71 205V204H70ZM70 205H66L67 207H69ZM94 205V204H93ZM102 205V204H101ZM108 205V204H107ZM119 205V204H118ZM127 205V204H126ZM126 205H124V206H126ZM136 205H138V204H136ZM135 205V207L137 208V206ZM181 205V204H180ZM183 205H184V203H183ZM182 205V206H183ZM193 205V204H192ZM191 205V206H192ZM195 206L194 207H196V204H194ZM206 205V204H205ZM204 205V206H205ZM240 205H243V206H240ZM257 205V204H256ZM264 205V204H263ZM262 205V206H263ZM43 206H40V207H43ZM48 206V205H47ZM47 206L43 209V208H39L38 209V217H39V220H41V219H43V218H41V214H40V212H39V210L42 212V209H43V211H46L47 210V212L46 213H44L45 215H48L47 213L49 212L48 211V209H47ZM106 206V205H105ZM109 206V205H108ZM107 206V207H108ZM114 206V205H113ZM122 206V205H121ZM123 206V207H124ZM159 206V205H158ZM173 206H175V204L174 205H172V206H170L171 207V209H172V207ZM200 206V207H199ZM250 206V205H249ZM253 206V205H252ZM252 206H250V207H252ZM33 207V209H36V208H34ZM37 207V208H38ZM119 208H120V206H118ZM127 207H129V205H127ZM127 207L125 208V210H127ZM132 207H133V205H132ZM146 206H144L143 208L144 209H147L148 207H146ZM155 207V206H154ZM153 207V208H154ZM168 207H169V205H168ZM193 206H192V208H194ZM256 207V206H255ZM260 207V206H259ZM264 207V206H263ZM263 207H261V209H263ZM19 208V209H20ZM99 208H101L100 206H99ZM102 208H104V207H102ZM117 208V207H116ZM129 208H131V207H129ZM157 208V207H156ZM160 208H161V206H160ZM187 208V207H186ZM201 208H204L203 207V205H202V207ZM201 208H200V210H201ZM253 208V207H252ZM256 208H258V207H256ZM33 209H31V210H33ZM50 209H52V207L50 208ZM55 209V208H54ZM91 209V208H90ZM95 209H97L96 207H95ZM112 209V208H111ZM122 209V208H121ZM138 209V208H137ZM137 209H135L136 211H134V212H136L137 213ZM150 211H153L152 210V208H151V206H150ZM178 209V208H177ZM183 209V208H182ZM60 210V209H59ZM100 210H102V209H100ZM114 210V209H113ZM112 210V211H113ZM124 210V209H123ZM123 210H121V212H123ZM124 210V211H125ZM130 210V209H129ZM161 210V209H160ZM174 210V209H173ZM179 210V209H178ZM190 210H192V209H190ZM190 210H189V212H190ZM195 210H197V207H196V209ZM247 210H249V209H247ZM252 210V209H251ZM257 210H260V209H257ZM18 211V212H17ZM25 211V212H24ZM30 211V210H29ZM89 211H91V210H89ZM89 211H87V212H89ZM103 211V210H102ZM102 211H100V212H102ZM105 211H106V209H105ZM108 211V210H107ZM111 210H110V213H113L114 214V211L112 212ZM132 211V210H131ZM138 211V212H139ZM143 211H145V210H143ZM149 210H148V212H150ZM193 211V210H192ZM191 211V212H192ZM198 211V210H197ZM197 211H195V212H197ZM237 211V210H236ZM254 211V210H253ZM52 212V211H51ZM54 213H55V211H53ZM52 212V213H53ZM60 212V211H59ZM83 212V211H82ZM93 212V211H92ZM128 212V211H127ZM130 212V211H129ZM128 212V213H129ZM133 212V213H134ZM155 212V211H154ZM163 212V211H162ZM173 212V211H172ZM172 212H170V216L173 214ZM176 212H177V210H176ZM188 212V213H189ZM199 212V211H198ZM201 212H203V214H201ZM200 212V218H202V219H206L205 217L203 218V216L202 215H204V211H201ZM244 212V211H243ZM251 212V211H250ZM249 212V213H250ZM16 213H18L19 214V216H16ZM61 213V212H60ZM62 213H63V211H62ZM102 213H104V212H102ZM117 213V212H116ZM132 213V212H131ZM136 213H134L136 216H137V218H138V213L136 214ZM145 213V212H144ZM151 213V212H150ZM156 213H157V209H156ZM178 213H180V215H178ZM177 213V215L180 217L182 214H183V216H185L184 215V213H182L181 214V212L179 211ZM237 213H238V211H237ZM240 213V212H239ZM249 213H247V214H249ZM253 213V212H252ZM39 214H40V216H39ZM51 213H49V215H50ZM91 214V213H90ZM92 214H94V213H92ZM119 214V213H118ZM149 214V213H148ZM152 214V213H151ZM197 214V213H196ZM195 214V216L197 217V215ZM217 214V213H216ZM216 214H214V216H216ZM221 214V213H220ZM246 214V213H245ZM254 214H257V213H254ZM259 214V213H258ZM261 214H263L262 212H261ZM28 215H30V213L28 214ZM43 215V214H42ZM57 215V213L56 214H54L53 216H54V220H55V216ZM83 215H86V212L84 211V214ZM106 215V214H105ZM105 215H102V216H105ZM126 215V214H125ZM129 215V214H128ZM150 215V214H149ZM149 215H148V218H149ZM161 215V214H160ZM160 215H159V217H160ZM165 216H166V213L164 214ZM174 215H175V212H174ZM205 215H206V213H205ZM204 215V216H205ZM221 215H223V214H221ZM220 215V216H221ZM239 215V214H238ZM240 215H241V213H240ZM239 215V216H240ZM64 216H66V215H64ZM94 216H96V215H93V217ZM100 216V215H99ZM116 216H117V214H116ZM119 216V215H118ZM134 216V215H133ZM140 216H142V214L140 215V213H139V218H142V217H140ZM143 216H144V214H143ZM151 216V215H150ZM170 216H166L167 218H168V221H169V219H170V221L173 219H171V218H169ZM190 216V215H189ZM219 215H217V217L216 218H220V216L218 217ZM226 216V217H225ZM234 216V215H233ZM238 216V217H239ZM245 216V215H244ZM248 216V215H247ZM250 216H251V214H250ZM252 216H253V214H252ZM258 216V215H257ZM257 216H255V217H257ZM17 217V218H16ZM21 217V218H22ZM44 217V216H43ZM49 217V216H48ZM62 217V216H61ZM85 217V216H84ZM83 217V218H84ZM88 217V216H87ZM110 217H113V216H110ZM120 217V216H119ZM119 217H117L118 219H115V220H119ZM127 217V216H126ZM132 217V216H131ZM147 217V216H146ZM163 217V216H162ZM172 217V216H171ZM186 217V216H185ZM193 217V216H192ZM191 217V218H192ZM198 217H199V215H198ZM207 217V216H206ZM211 217H213V216H211ZM259 217H261L260 216V214H259ZM258 217V218H259ZM41 218V219H40ZM89 218V217H88ZM101 217H99V219H100ZM114 218H116V217H114ZM123 218H124V216H123ZM134 218H135V216H134ZM155 218V217H154ZM158 218V217H157ZM156 218V219H157ZM174 218H176V217H174ZM178 218V217H177ZM188 218V217H187ZM215 218V217H214ZM241 218V217H240ZM239 218V219H240ZM247 218V217H246ZM246 218H244V220L246 219ZM251 218V217H250ZM18 219H20V220H18ZM27 220L28 219H30V216H28L27 218H26ZM45 219V218H44ZM48 219H51L52 220V217H50V218H48ZM85 219H87V218H85ZM91 219V218H90ZM90 219H87V220H90ZM95 219V222L94 223H96V220H98V219H96V218H94ZM128 219V218H127ZM159 219V218H158ZM208 219H210V221L208 222V223H210L211 221H213V219L211 220V218H208ZM229 219H234V217L233 218H231V216L230 217H228L227 215H224L223 216V218H222V216H221V220H218L217 219V221L216 222H214V224L216 223V225H214V224H210L211 226V228L213 227L214 228V226L216 227L217 225H219L220 226V224H224V223H227V222H229ZM238 219V220H239ZM243 219V218H242ZM253 219V218H252ZM260 219V218H259ZM262 219H264V218H262ZM17 220V221H16ZM46 220V219H45ZM51 220H49V222L51 223L52 221ZM62 220H64L63 218L60 220V222L62 221ZM84 220V219H83ZM92 220V219H91ZM90 220V221H91ZM121 220V219H120ZM119 220V224L120 225H122L121 223V221ZM123 221H125L124 219H122ZM136 220V219H135ZM152 220H155V219H152ZM174 220V219H173ZM179 220H181V219H179ZM188 220V219H187ZM193 220V219H192ZM195 220V219H194ZM207 220V219H206ZM235 220V219H234ZM248 219H246V221H247ZM251 219H249L248 221H250ZM26 221V220H25ZM42 221H44V220H42ZM48 221V220H47ZM57 221V220H56ZM59 221V220H58ZM94 221V220H93ZM130 221H132V218L130 219ZM134 221V220H133ZM132 221V222H133ZM167 221V222H168ZM202 221V220H201ZM208 221V220H207ZM215 221V220H214ZM242 221V220H241ZM260 221V220H259ZM258 221V222H259ZM17 222V223H16ZM137 222V221H136ZM163 222H164V220H163ZM162 222V223H163ZM166 222V223H167ZM172 222H174V221H172ZM176 222H179L178 220L176 221V219H175V223ZM193 222V221H192ZM199 222V221H198ZM233 222V221H232ZM253 222H255V221H253ZM20 225H19V224ZM29 224L28 226L26 225V224ZM26 224H24L23 225V227H22V229H24L25 231H27L28 232V228L29 227H31L30 226V223L29 222H27ZM38 223H40V222H38ZM48 223V222H47ZM94 223L92 224L93 226H94ZM152 223V222H151ZM156 223V222H155ZM165 223V222H164ZM188 223V222H187ZM203 225H205L206 224V222L205 221H203ZM208 223H207V225H208ZM213 223V222H212ZM230 223V222H229ZM236 223V222H235ZM235 223L232 225V223L230 224L232 227L235 225ZM242 223V224H241ZM240 223V225H241V228H245L246 226L244 225V223H243V221ZM256 223V222H255ZM260 224H261V222H259ZM18 224V225H17ZM58 224H60V223H58ZM68 224V223H67ZM72 224V223H71ZM97 224V223H96ZM119 224H117V225H119ZM133 224V223H132ZM136 224V223H135ZM181 224H182V221H181ZM180 224V225H181ZM190 224V223H189ZM199 224V223H198ZM202 224V223H201ZM251 224V223H250ZM249 224V225H250ZM264 224V223H263ZM16 225L18 226V227H16ZM25 225H26V227H27V230H26V228H25ZM38 225H40L41 226V224H38ZM55 225L57 226V224L55 223ZM61 225V224H60ZM98 225V224H97ZM97 225H95V226H97ZM117 225H116V227H117ZM168 225V224H167ZM173 225V224H172ZM171 225V226H172ZM183 225V224H182ZM192 225V224H191ZM197 225V224H196ZM203 225L200 227V230H201V228L203 227ZM206 225V226H207ZM226 227V229H228L229 230V228H232L231 226L228 228V223H227V225L226 224H224ZM224 225H222V226H224ZM242 225H244V227H242ZM255 225H257V224H255ZM46 226V225H45ZM44 226V227H45ZM56 226H54V227H52L53 229L56 227ZM72 226V225H71ZM151 226H155V225H152L151 224ZM160 227H161V225H159ZM175 226H177V228H178V225H175ZM198 226V225H197ZM219 226H218V228H219ZM248 226V225H247ZM264 226V225H263ZM42 227V226H41ZM115 227V228H116ZM121 227V228H120ZM123 227H124V225H122V226H119V227H117V229L119 228V233H121L120 231H121V229L123 230ZM170 227V226H169ZM183 227V226H182ZM182 227H180V228H182ZM238 227V226H237ZM236 227V228H237ZM240 227V226H239ZM256 227V226H255ZM32 228V227H31ZM31 228H29L30 230H31ZM33 228H34V226H33ZM36 228V227H35ZM124 228H126V227H124ZM128 228V227H127ZM126 228V229H127ZM131 228V227H130ZM130 228H128V233H130L129 232V230H130ZM134 228V227H133ZM141 228V227H140ZM139 228V229H140ZM156 228V227H155ZM164 228V227H163ZM171 228V227H170ZM190 228V227H189ZM193 228V227H192ZM204 228H207V227H204ZM203 228V230H205ZM217 228V227H216ZM216 228H214V230L216 231ZM249 228H250V226H249ZM258 227H256V229H257ZM53 229H51V230H53ZM56 229V230H55ZM54 230L55 231H57V227L55 228ZM71 229H72V227H71ZM116 229V230H117ZM138 229V228H137ZM137 229L135 230V228H134V230L136 231V233H137ZM138 229V230H139ZM157 229H159V228H157ZM175 229V228H174ZM183 229V228H182ZM181 229V230H182ZM186 229H187V227H186ZM191 229V228H190ZM189 229V231L188 232H191V230ZM245 229H247L248 230V228L246 227ZM261 229V228H260ZM264 229V228H263ZM24 230L22 231V237L23 236H25L24 235ZM29 230V231H30ZM39 230V229H38ZM45 230V229H44ZM44 230H40V231H44ZM53 230V232H55ZM70 230V229H69ZM173 230V229H172ZM172 230H170V231H172ZM180 230V229H179ZM185 230V229H184ZM183 230V231H184ZM235 230V232H233V234L235 233L236 235L237 234H240L239 232H241V229H240V231L238 232V230H237V232H236V229H233V231ZM243 230V229H242ZM14 231H15V233H14ZM34 231H35V229H34ZM34 231H32V233H34ZM127 231V230H126ZM141 230H139L138 231V233L140 232ZM175 231V230H174ZM177 231V230H176ZM175 231V233H177ZM186 231V230H185ZM207 231H209V229H207ZM213 231V230H212ZM253 231V230H252ZM48 232H49V230H48ZM52 232V233H53ZM132 232H133V230H132ZM132 232L130 233V235H128L127 237H129L130 236V239H132L133 238V236L134 235H132ZM199 232V231H198ZM201 232V231H200ZM231 232V231H230ZM230 232H227V233H230ZM254 232V231H253ZM30 234H29V236H31V231L29 232ZM50 233V232H49ZM49 233H47V234H49ZM56 233V232H55ZM117 233V232H116ZM126 233V232H125ZM127 233V234H128ZM135 233V234H136ZM173 233V232H172ZM181 233V232H180ZM184 233V232H183ZM192 233H194V231L192 232ZM204 234H206V235H208L207 233H205V232H203ZM218 233H219V231H218ZM218 233H217V236H218ZM242 233H243V231H242ZM245 233H247V231L245 232ZM251 233V232H250ZM20 234V235H21ZM26 234V236L28 237V235H27V233H25ZM47 234H46V236H47ZM114 234V233H113ZM112 234V235H113ZM118 234V233H117ZM126 234V235H127ZM140 234V233H139ZM191 234V233H190ZM197 234H201V233H197ZM232 234V233H231ZM252 234V233H251ZM258 234V233H257ZM54 235V234H53ZM111 235V234H110ZM120 234H118V236H119ZM123 234H121V236H122ZM184 235V234H183ZM185 235H186V232H185ZM189 235V234H188ZM193 235V234H192ZM191 235V236H192ZM195 235H196V233H195ZM220 235V234H219ZM240 235H242V234H240ZM239 235V236H240ZM244 235V234H243ZM253 235V234H252ZM252 235H250L251 237H252ZM261 235V234H260ZM50 236H51V234H50ZM76 236V235H75ZM132 236V237H131ZM209 236H210V234H209ZM234 236V235H233ZM238 236V235H237ZM238 236V237H239ZM248 236V235H247ZM246 236V237H247ZM259 236V235H258ZM45 237V236H44ZM52 238L54 237L55 238V240H56V236H51ZM51 237H48V238H51ZM58 237V236H57ZM94 237H96L95 235H94ZM111 237V236H110ZM115 237V235L113 236V238ZM124 237V236H123ZM126 237V236H125ZM124 237V238H125ZM139 237V236H138ZM142 237V231H141V236H140V238ZM178 237V236H177ZM177 237H176V240H177ZM188 237V236H187ZM190 237V236H189ZM193 237V236H192ZM202 237V236H201ZM211 237V236H210ZM209 237V238H210ZM224 237V236H223ZM226 237V236H225ZM245 237V236H244ZM244 237H242V238H244ZM251 237H247L246 239H243L242 240V238H241V240L243 241V242H245V240H248V242H249V238H250V241H253V237H252V240H251ZM254 237H256L255 235H254ZM260 237V236H259ZM258 237V238H259ZM264 237V236H263ZM24 238H26V237H24ZM47 238V237H46ZM60 238V237H59ZM76 238L77 237H75V239H74V243H72L73 245L75 244V240H76ZM118 238V237H117ZM183 238V237H182ZM195 238H198V237H195ZM227 238H228V235H227ZM240 238H239V240H240ZM27 239V238H26ZM94 239H96V238H94ZM119 239H120V237H119ZM214 239V238H213ZM223 239V241H224V238H222ZM222 239H220V241L222 240ZM257 239V238H256ZM255 239V240H256ZM262 239V238H261ZM29 240H30V238H29ZM49 240V239H48ZM54 240V241H55ZM58 240H60L61 241V243H62V240L61 239H58ZM73 240V239H72ZM116 240V239H115ZM122 240H124V239H122ZM121 240V241H122ZM141 240V239H140ZM145 240V239H144ZM209 240V239H208ZM212 240V239H211ZM216 240V239H215ZM238 241V243H236V244H239L240 242V244H242V241ZM255 240H254V242H255ZM258 240H260V238L258 239ZM258 240H256V241H258ZM49 241H51V239L49 240ZM53 241V242H54ZM76 241H78V240H76ZM87 241V240H86ZM85 241V242H86ZM111 241V240H110ZM125 241H127V240H125ZM132 241V240H131ZM135 240H133L132 242H134ZM137 241V243H136V245L138 244V242H140V241H138V240H136ZM135 241V242H136ZM142 241V240H141ZM190 241V240H189ZM192 241V240H191ZM206 241V240H205ZM217 241H219V240H217ZM261 241V240H260ZM115 242V241H114ZM120 242V241H119ZM123 242V241H122ZM146 242V241H145ZM211 242H213V241H211ZM259 242V241H258ZM49 244H51L50 242H48ZM60 243V244H61ZM70 243V242H69ZM117 243H118V241H117ZM141 243H144V242H140V244ZM195 243V242H194ZM216 243V242H215ZM219 244H221L220 242H218ZM227 243V242H226ZM231 243V242H230ZM234 243V242H233ZM234 243V244H235ZM246 243V242H245ZM257 243V242H256ZM254 244L253 242H252V244H254V245H260L259 243H257V244ZM18 244H20V243H18ZM48 244V245H49ZM54 244V246H55V251L57 250V247H56V245H55V242L53 243ZM57 244V243H56ZM60 244H59V246H60ZM100 244V243H99ZM127 244H129L128 242H127ZM134 244V243H133ZM132 244V245H133ZM201 244H203V241H202V243ZM224 246H226L225 245V242H223L222 243ZM228 244V243H227ZM252 244H251V246H252ZM261 244H263V242L261 243ZM68 245V244H67ZM122 245H125V242H124V244H122ZM130 245V244H129ZM139 245V244H138ZM197 245V244H196ZM196 245H193V246H196ZM206 244H204V246H205ZM208 245H209V243H208ZM212 245H213V243H212ZM222 245V246H223ZM242 245H245V244H242ZM10 246H14L13 248L11 247L10 248ZM51 246V245H50ZM50 246H48V248L50 249ZM54 246H52V247H54ZM58 246V245H57ZM59 246H58V251L60 250V249H62V251H63V248H59ZM71 246V245H70ZM105 246V245H104ZM149 246V245H148ZM197 246H199V245H197ZM210 246V245H209ZM221 245L219 246V247H222ZM249 246V248H246V249H241V250H243V251H247V249H249L248 251H250L251 249H250V245H248ZM264 246V245H263ZM52 247H51V249H52ZM61 247V246H60ZM72 247H74V246H72ZM75 247H77V245H75ZM110 247V246H109ZM117 247V246H116ZM131 247H133V246H131ZM141 247V246H140ZM143 247V246H142ZM144 247H146V246H144ZM163 247V246H162ZM165 247V246H164ZM206 247H207V245H206ZM210 247H212V246H210ZM214 247V246H213ZM229 248V246H226V248ZM245 247V246H244ZM247 247V246H246ZM9 248V249H8ZM46 248H47V246H46ZM126 248H128L127 246H125V250H126ZM130 248V247H129ZM167 248V247H166ZM200 248V247H199ZM209 248V247H208ZM218 248V247H217ZM217 248H215V249H217ZM223 248V247H222ZM225 248V250H227ZM231 248V247H230ZM243 248V247H242ZM252 248V247H251ZM258 248V247H257ZM50 249V250H51ZM102 248H100L99 250L100 251H103V250H101ZM124 249H122V250H124ZM145 249V248H144ZM143 249V250H144ZM159 249V248H158ZM202 249V248H201ZM200 249V250H201ZM212 249V248H211ZM218 249H220V248H218ZM232 249H234V247L232 248ZM236 249V248H235ZM254 249H256V247H254ZM253 249V250H254ZM261 249V248H260ZM263 249V248H262ZM15 250V249H14ZM45 250V249H44ZM47 250V249H46ZM108 250H109V248H108ZM149 250H151V249H149ZM192 250V249H191ZM194 250V249H193ZM204 250V249H203ZM206 250H207V248H206ZM209 250V249H208ZM207 250V251H208ZM229 250V249H228ZM258 250V252L259 251H261V250H259V249H257ZM257 250H255V251H257ZM264 250V249H263ZM55 251H54V249H53V252L55 253ZM58 251H57V253H55L56 254V256L55 257H57V254H58ZM61 251V250H60ZM60 251H59V253H60ZM61 251V252H62ZM105 251V250H104ZM107 251V250H106ZM145 251V250H144ZM147 251V250H146ZM146 251H145V253H146ZM152 251V250H151ZM188 251V250H187ZM210 251V250H209ZM209 251L208 252H206V253H209ZM221 251V250H220ZM220 251H219V253H220ZM223 251V250H222ZM232 251V250H231ZM239 252H240V250H238ZM238 251L236 252V254L238 253ZM7 252V253H8ZM99 252V251H98ZM128 252H130L129 251V249H128ZM143 252V251H142ZM149 252V251H148ZM163 252V251H162ZM166 252V251H165ZM171 252H174V251H171ZM190 252V251H189ZM194 252V251H193ZM202 252V251H201ZM211 252V251H210ZM216 252V251H215ZM254 252V251H253ZM257 252V253H258ZM264 251H262V253H263ZM4 254V255H7L8 256V254ZM81 253V252H80ZM101 253V252H100ZM113 253V251L111 252V254ZM132 253V252H131ZM231 253H233V252H231ZM246 253V252H245ZM256 253V254H257ZM261 252H260V254H262ZM10 254H11V251H10ZM16 254H17V252H16ZM22 254L23 253H21V257H25V255L24 256H22ZM79 254V253H78ZM107 254V253H106ZM111 254H110V256H107V258H110L111 257ZM141 254V253H140ZM149 254V253H148ZM200 254V253H199ZM204 254H205V252H204ZM211 254V253H210ZM217 254H218V252H217ZM222 254V253H221ZM221 254H220V256H221ZM225 254V252L223 253V255ZM251 256H253L251 253H249ZM254 254H255V252H254ZM256 254L254 255L255 257H256ZM19 255V254H18ZM152 255V254H151ZM154 255V254H153ZM156 255H158V254H156ZM167 255H170V254H167ZM187 255V254H186ZM194 255V254H193ZM192 255V256H193ZM213 255V254H212ZM215 255V254H214ZM226 255V254H225ZM235 255V254H234ZM259 254H257V256H258ZM14 255H13V252H12V254H11V257H13ZM175 256H176V252H175ZM174 256V257H175ZM211 256V255H210ZM220 256H218V255H216V256H214L215 258H219ZM239 256V255H238ZM237 255L235 256V258L236 257H238ZM243 256L244 257H246L244 254H243ZM248 256L249 255H247V258H248ZM254 256H253V260L255 261V258H254ZM260 256V255H259ZM257 257L258 258V260L257 261H259V259H260V261H263V260H261L262 258H260V257ZM2 257V256H1ZM0 257V258H1ZM8 257H10V256H8ZM8 257H4L3 256V258H1V260L3 261L5 258H8ZM16 257H17V255H16ZM73 257V256H72ZM157 257H161V256H156V259H157ZM165 257V256H164ZM169 257V256H168ZM190 257H191V252H190ZM196 257V256H195ZM194 257V258H195ZM198 257H199V255H198ZM208 257V256H207ZM212 257V256H211ZM210 257V258H211ZM213 257V258H214ZM224 257V256H223ZM222 257V258H223ZM226 257V256H225ZM224 257V258H225ZM240 257H241V253H240ZM243 257V258H244ZM262 257H263V259H264V255H262ZM18 258V257H17ZM16 258V259H17ZM57 258H59V257H57ZM76 259V255L73 257V260L74 261H76L75 259ZM78 258V257H77ZM176 258V257H175ZM175 258H172V259H175ZM178 258V257H177ZM197 258V257H196ZM202 258V257H201ZM213 258H211L212 260H213ZM224 258H223V260H224ZM234 258V257H233ZM12 260H14V258H11ZM25 259V258H24ZM152 258H149V260H151ZM170 259V258H169ZM179 259V258H178ZM178 259H176L175 260V262H173L174 264L177 262V260ZM187 259V258H186ZM192 259V258H191ZM199 259V258H198ZM198 259H196L197 260V264H198V262H199V260ZM220 259V258H219ZM242 258H240V260H241ZM250 259V258H249ZM252 259H250L251 261H252ZM1 260H0V264H3L2 262H1ZM6 260V259H5ZM8 261H7V263L8 262H10L11 263V261H9V258L7 259ZM149 260L147 261V262H149ZM154 260V259H153ZM164 260V259H163ZM166 260V259H165ZM164 260V261H165ZM206 260V259H205ZM215 260V259H214ZM217 260V259H216ZM222 260V261H223ZM232 259H230V261H231ZM235 260V259H234ZM238 260V259H237ZM239 260V261H240ZM248 260V259H247ZM247 260H246V262H247ZM69 261L70 260H68L67 262H65V263H68L69 264ZM72 261V260H71ZM74 261H73V263H74ZM169 261V260H168ZM167 261V262H168ZM180 261V260H179ZM183 261H186V260H184L183 259ZM182 261V262H183ZM191 261V260H190ZM209 261V260H208ZM207 261V262H208ZM229 261V262H230ZM233 261V260H232ZM3 262H5V264H6V261H3ZM13 262H15L16 263V261L14 260ZM12 262V263H13ZM162 262V261H161ZM182 262H180V263H182ZM211 262H214V261H211ZM234 262V261H233ZM88 263V262H87ZM152 263V262H151ZM155 263H156V261H155ZM159 263V262H158ZM157 263V264H158ZM163 263V262H162ZM166 263V262H165ZM178 263V262H177ZM193 263V262H192ZM195 263V264H196ZM228 263V262H227ZM232 263V262H231ZM244 263H245V261H244ZM248 263L250 264V261H248ZM256 264L258 263V262H255ZM255 263H253V262H251V264H255ZM167 264V263H166ZM170 264V263H169ZM179 264V263H178ZM184 264H187V263H184ZM208 264V263H207ZM213 264V263H212ZM215 264V263H214ZM233 264V263H232ZM235 264V263H234ZM240 264V263H239ZM247 264V263H246ZM263 264H264V262H263Z\"/></svg>",
  "mask_w": 264,
  "mask_h": 264
}]
</instances>
